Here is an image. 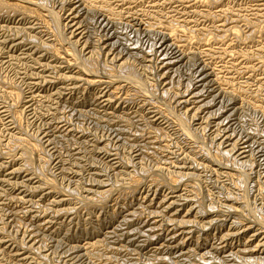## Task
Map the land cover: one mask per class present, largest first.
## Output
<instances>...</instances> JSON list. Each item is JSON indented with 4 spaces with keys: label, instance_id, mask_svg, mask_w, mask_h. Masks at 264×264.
Returning <instances> with one entry per match:
<instances>
[{
    "label": "rangeland",
    "instance_id": "374dc122",
    "mask_svg": "<svg viewBox=\"0 0 264 264\" xmlns=\"http://www.w3.org/2000/svg\"><path fill=\"white\" fill-rule=\"evenodd\" d=\"M11 1L14 2L16 0H11ZM34 1H36V2L38 1V3H39V0H34ZM43 1L44 0L41 1L42 3L41 2L39 3V5L42 6L41 10L59 11L60 9H62L59 11V14L61 13L60 18H63V19H64L65 15L67 13H69V11H68L69 7L67 6V4H69V3H67V2L70 0H65V1H63V0H45L44 2H47V3H45L46 5L44 4ZM51 1H53V2H51ZM71 1L73 2V0H71ZM71 1H70V3H71ZM87 1L88 2L90 1L94 5V7H95L94 10L96 9L94 12H96V14L93 12V16H88L89 20H87V23H88L89 28L91 29L90 32H88L89 31V30H87L88 28L86 29L87 24L83 22V24H82L83 29H84L83 33L85 35L83 34L84 36L80 37L79 40H77L78 41V43H77L78 45L76 47L77 50L81 52V49H82L83 54L86 55V53H88L89 50L86 47H84V45L86 43H90L92 41V39H93L92 42H96L98 40L99 41L101 40L100 41V47L97 49V51L99 52L98 56L100 57L101 60L107 59V61H108V56L112 52V51H108V43H107V40H108V18L110 20L114 21L113 23L111 21L113 26H112V24H109V26L112 27V29H113L112 31H113V33L115 32L114 34L117 37V39L120 38L118 40L119 45L125 43L124 44L126 46L125 49L131 48V47L134 48V50H133L134 53L132 55H130L128 58L127 57L126 58L129 59V61H132L134 64L136 63V65H135L136 70L138 69L137 71L138 72L140 71L139 73L141 74V76L142 77L144 76L143 78L147 79L146 82L148 85H146V86L150 90L153 91L154 99H155L156 95H157L156 99L158 97H159V99L162 98L161 100L155 99L156 100L155 102L159 103L161 101L160 103L163 102L164 105L165 104L168 105V103L170 104L168 106L167 105L164 106L162 104L163 108L168 107V109H170L169 110L170 115L166 114L169 117L162 118L160 121L157 122V123H160L158 125V127H161V130H158L155 127H154L155 128L154 129L153 125H151L149 123V120H148V119L153 118L152 116H154V114L151 115L152 110L147 109V107L145 109V107H141V105L138 106V103L136 104V106L133 105L134 106L133 107L130 104L127 105L128 104L127 101H124V103H123V101H115L114 102V100H113L112 104H110V103L108 104V101L103 102L102 100L108 99V97H107L108 96V85L106 86L102 83H97V82L95 83V85H92V84L86 85L84 83L74 84V83L69 82V81L68 82H61L60 80H57L55 82H53V80L50 81L52 78H49V76H47L49 73H44V72L42 73L43 69L40 66H38L37 64H35L36 61H34V60H36V58L34 57L33 54H35L36 51L42 52L41 49H39V48L34 49L33 48L31 50L32 55L30 54L29 57H24V55L21 54L22 49L20 47H22V46L16 47V49L11 50V49H9L10 44H11V43H9V41L6 42L5 45H1V43H0V77H1L0 78L1 79L0 80V88L2 89V90L0 89V94L2 96V97L0 96V110H2L1 107L3 105L4 106H7V104L10 105L9 93L11 92L12 88H16V89L18 88L19 91H21L20 93H22L21 95H22L23 99H22L20 105L22 107H23V103L28 101L29 93H33V102L34 103L33 104L30 103L25 108V110L27 108L29 109V107H31V106L35 107L34 111H33V108L31 107L32 111L27 110L28 112H24V115L20 120V128L19 129H16L15 127L13 128L11 126L10 121L7 120L9 118L7 117L6 113H1L2 111L0 112V114H1L0 115V181H1L0 182V264H6V263H8V264H11V263H13V264H18V263L19 264H45V263L46 264H72V263L75 264L76 262H77L76 264H91V263L92 264H102V263L104 264V263H107V261L108 262L111 261L112 264H115V263L116 264H128V263L132 264L133 261H134L133 264H153L152 262H154V264H173L174 262H175L174 264H184V263L185 264H188V263L189 264L190 263L191 264H193V263L194 264H200V263L201 264H216V263L217 264H239V263L240 264H249V263L250 264H264V261H263L264 260V255H263L264 254V245L262 247L260 245L261 243L259 244V242L264 239V219H263L264 218V209H263L264 208V109H263L264 108V0H202V2L204 1L205 3H202L201 0H191V1L190 0H179V1L178 0H149V1L148 0H125V1L124 0H87ZM206 1H207V3H206ZM90 2H89V4H91ZM103 2H105V5ZM46 6H49L51 8L46 7ZM104 6H106V7H104ZM57 7L59 10H57ZM59 7H61V8H59ZM105 8H106V10H105ZM222 8H224V9H222ZM113 12H114V14H113ZM115 12H117V13H115ZM149 12H150V14H149ZM105 13L108 15H106ZM200 13H203V14H200ZM2 14H3V16H2ZM2 14H0L1 15L0 21L2 22V23L0 22V41L3 40V36H5V35L6 36L8 35V38L13 36L11 34V31L7 30L8 31L7 32L4 29L9 24V22L17 23L20 19L18 17H14L13 20L12 19L8 20L6 17L9 15V13L4 11V12H2ZM90 14L92 15V13H90ZM106 16H109V17L106 18ZM217 16H219V17H217ZM113 18H116V20L115 19L113 20ZM117 18H118V20H117ZM119 19H120V22H119ZM115 21H118V23H120V24L117 25L116 24L117 22H115ZM171 22H173V23H171ZM254 22H256V23L254 24ZM34 23H36V22H34ZM103 23H104V25H103ZM176 23L178 26L175 25ZM1 24L3 26L5 25V27H3ZM62 24H64V23H62ZM13 25H16V24H13ZM149 25H150V29H152V30L149 29V27H148ZM1 26H2V29H1ZM118 26H119V28L122 29V31L119 28H117ZM138 26H140V27H138ZM151 26H153V27H151ZM64 27H66V26L63 25V29H64L63 31L68 32L66 34L68 37H70L69 31L67 30V28H64ZM131 27H132V29H130ZM146 27H148V28H146ZM170 27H172V28L174 27L175 29L177 27L176 30H179V32L178 31L176 32V35L178 34L177 37H174V36L170 37L174 41V43H176V45H178L180 47H181V44H182V46L184 45L182 47L183 49L176 48L179 52L176 49L172 50L171 48H169L167 46L168 42H166L167 40L165 37L169 34V32H170L169 30L171 29ZM214 27H215V29L217 28L216 31L218 34L216 33ZM234 27H237V28H235V30H237L238 32L235 34H233V33L231 34L229 32V30L230 29L234 30V29H232ZM168 28H170V29H168ZM226 28L228 30H226ZM136 29L137 30L139 29L138 32ZM114 30H116V31H114ZM117 31L118 32L121 31L118 33V36L116 35ZM126 31H128V32H126ZM191 31H192V35L190 34L191 36L189 37L188 35H189V33H191ZM206 31H209V32L206 33ZM219 31H220V33H219ZM4 32H5V34H4ZM122 32L126 33V34L123 35ZM141 32H144L146 34L141 33ZM198 32H200V33H198ZM166 33H168V34L166 35ZM170 33L172 35V32H170ZM204 33H205V36H203ZM198 34L200 37L197 36ZM127 35H129V36H127ZM213 35H214V38H213ZM215 35H217V36H215ZM87 36H88V38H86ZM139 36H141V37H139ZM147 36H149L150 39ZM168 36H170V34ZM192 36L195 37V39ZM196 36L198 37V39H197L198 41H196V38H197ZM152 37H154V38H152ZM185 37H187V38H185ZM201 37H202V40L199 39ZM215 37H217V38H215ZM188 38L192 41L191 43H190V41H188L189 43H187L186 39H188ZM50 39H51L50 35L48 37H47V35L44 36V40L48 41ZM89 39H91V40H89ZM156 39H159V40H156ZM208 39L209 40L213 39V40L209 42ZM129 40H131V41H129ZM164 40H166V41H164ZM193 40H195V41H193ZM120 41H123V42L121 43ZM177 41L179 44L177 43ZM203 41H204V43H203ZM129 42H132V43H129ZM183 42H184V44H183ZM158 43H160V44L158 45ZM196 43H198V44H196ZM134 44H136V45H134ZM150 45H151L152 49L150 48ZM153 46H155L156 48ZM185 46H186V50L184 48ZM82 47H84V48H82ZM147 47H148V49L150 48L149 51L147 50ZM190 47H192V48L189 49ZM119 49L121 51L123 50V52H125V49H121L120 47H119ZM165 49H167V50L165 51ZM205 49H207V50H205ZM158 50H159V52H158ZM184 50H185V53H184ZM11 51H12V53H11ZM145 51H147V52L145 53ZM223 51H225V53ZM117 52H118V50H117ZM181 52L183 53L184 57H182ZM242 52H243V54H241ZM114 53L118 54L116 52H114ZM180 53H181V55H180ZM144 54H147V55L144 56ZM184 54H186V55H184ZM207 54H209V55H207ZM141 55L144 57H142ZM7 56L8 57L11 56V57L8 58ZM178 56H179V60L177 59ZM198 56H200V57H198ZM231 56H233V57H231ZM149 57H151L152 59ZM142 58H144L145 62ZM187 58L189 59V61ZM42 60L45 61V58H42ZM170 60H172L173 62ZM190 60H192L193 62H191ZM206 60H207V63H206ZM223 60H225V61H223ZM147 61H149V62H147ZM160 61H161V63L168 61V62H172V64H173V65L171 64V66L169 67V70L173 69L172 72L174 71L170 77L171 81L169 79L170 82L168 80L166 82V78L165 79L161 78V74H163L162 72H164L166 67L163 66V64H161ZM47 62L51 63V62H53V60L50 61L47 59ZM189 62H191V63H189ZM140 63L142 64V66ZM150 63H152V66H150L151 65ZM145 64H147V66H145ZM190 65H191V67H190ZM192 65H195V66H192ZM149 67H151V68L154 67V68L151 69ZM158 68H159V71H158ZM148 69H151V71ZM179 69H180V71H179ZM224 69H226V70H224ZM242 69H243V71H242ZM153 70H154V72L157 71L158 73L155 72L156 74L155 73L153 74ZM141 71H143V72L141 73ZM144 71H146V74ZM187 71H189V72H187ZM31 73H33V75L36 74V76H33V78H32V76H30ZM177 73H179V74H177ZM185 73H186V75H185ZM151 74H153L154 76ZM205 74H206V76H205ZM50 76H52V75H50ZM145 76H147V77H145ZM150 76H151V78H150ZM198 77L199 78L201 77L202 79L200 78L201 79L200 80ZM48 79H49V81H47ZM158 79H159V81H157ZM96 80H98V79H96ZM186 80H188V81H186ZM7 81H8V83H7ZM42 82H43V84H42ZM163 82H166V83H163ZM188 82H190V83H188ZM7 85H8V87H7ZM76 85H77V87H76ZM157 85H159V86L157 87ZM12 86H14V87H12ZM167 87H169L168 89H170V88L172 89L171 91L173 93H171V96L164 94L163 89L164 88L166 89ZM254 87H256V88H254ZM193 88H195V89H193ZM200 89H202V90H200ZM155 90L158 92H156ZM198 90H200L201 92H198ZM207 90H209V91H207ZM184 91H186L187 94ZM160 92L163 93L164 95L161 94V96H160ZM182 92L185 94H183ZM191 92H193V94H191ZM196 92H198V93H196ZM158 93H159V96H158ZM180 93H182V94H180ZM5 94H6V96H5ZM174 94H177V95H174ZM195 94H197V95H195ZM172 95H173V97H172ZM118 96L120 97V95H117V98H118ZM179 96H181V97H179ZM184 98H185V101L187 98L188 104L185 101H184V104H182L181 100ZM196 99H197V102H196ZM88 100H90V101H88ZM193 100L195 103L193 102ZM75 101H77V102H75ZM203 101L206 102L207 104L204 103L202 106L201 104L203 103ZM115 103H116V105H115ZM196 106H197V108H196ZM187 107H189V108H187ZM195 108H196V110H194ZM75 109H77V110H75ZM111 109H113L112 111H114L113 116H118L121 114V112L122 113L126 112L127 115L131 116V118L129 117L127 119L129 124L128 123L125 124V122H123V124H122L119 121L121 119H117V118L114 119V117L110 118L109 113H110ZM185 109H187V112L185 111ZM197 109L199 110L198 113H197ZM120 110H121V112H120ZM135 111H136V113H135ZM172 111L176 112V113L175 112L174 113L176 114L177 117L175 116V114ZM182 112H183V114H182ZM89 113H91L90 114L91 116L89 115ZM95 113H96V116H95ZM46 114H47V116H46ZM99 114H101L102 117L99 116ZM141 114H143V115H141ZM139 116H141L142 118ZM150 116H151V118H149ZM178 116L183 121H185L186 118L188 119V120H186V124L189 125L190 131L192 132V133L191 132L189 133V136L185 132H183L181 129L179 130L177 123H179L178 120L180 118ZM184 116H185V118H184ZM33 117H35V118H33ZM84 117H86V118H84ZM96 117L98 119H96ZM102 118H103V120H102ZM106 118H107V120H105ZM108 118H109V120H108ZM171 118H174V119H171ZM111 119H112V121L114 120L113 123H112V121L108 122ZM134 119H135V121H134ZM136 119L137 120L140 119L139 120L140 122L137 121ZM167 119L169 121L172 120L173 123H172V121L169 122ZM97 120H98V122H97ZM100 120L103 122H101ZM71 121H72V123H71ZM132 122H133V124H131ZM144 122H145V124H144ZM174 122L175 123L177 122V123L175 124ZM135 124H138L137 127H134V126H136ZM101 125H104V127L102 128ZM129 125H131L133 127H131V126L129 127ZM146 125L150 126L153 130L148 129L150 127H147ZM115 127H118V128H115ZM125 127H127L126 130H124ZM138 127H140V128H138ZM111 128H113V129H111ZM119 128H121V129H119ZM130 128H131V130H130ZM132 128H133V130H132ZM162 128H163V130H162ZM86 129H87V131H86ZM141 129H142V131H141ZM118 130L121 132H119ZM123 130L126 133H124ZM137 130H139V131H137ZM143 130H145V131H143ZM177 130H178V132H177ZM46 131H48V132H46ZM131 131L133 132V134H131L132 133ZM143 132H145L146 134L144 135ZM147 132H148V134H147ZM156 132H158L159 135ZM160 132H162V134ZM91 133H93V134H91ZM136 133L138 135L139 134H141V135L135 136ZM130 134H131V136L132 135L133 136L130 137ZM165 134H167L168 136ZM162 135L164 136L165 139L163 138ZM169 135H170V137H169ZM171 135H172V137H171ZM141 136L144 139H142ZM52 137H53V140H52ZM121 137H124V138H121ZM136 137H139L140 139L136 138ZM75 138H77V139H75ZM161 138H162V140H161ZM171 138H172V140H170ZM245 138H247V139H245ZM129 139L131 141H127ZM143 140L145 142H143ZM161 141H163V142H161ZM108 142H109V144H108ZM158 142H159V144H158ZM231 142H232V144L235 143L236 145L234 144L233 146H230V145H232ZM30 143H31V145H30ZM131 143H133V144H131ZM141 143L142 144L144 143V145H142ZM139 144H141V145L139 146ZM161 144H163V145H161ZM32 145L37 146V147L39 145L40 148L42 147L41 149L39 148L40 149L39 152L42 153V151H43L42 149H44V151L42 154L39 152H37V153L34 152L32 154L33 157L30 158L32 160H30L29 158L27 159V156L25 158V154H26V151H28L27 149L29 147H31ZM78 145H80L81 148H80V146L78 147ZM90 145H92V146H90ZM150 145H151V149H150ZM158 145H159V147H158ZM130 146H132V147H130ZM143 146L145 148H142ZM160 146H161V149H160ZM219 146H220V148H219ZM83 147L88 151L87 153L85 152L86 150ZM104 147H105L106 151L104 150ZM109 147L110 148L112 147L113 149L112 148L110 149ZM121 147H122V149H121ZM139 147L142 149H140ZM153 147H154V150H152ZM156 147H158L157 148L158 150L156 149ZM92 148L93 149L95 148V149L93 150ZM147 148H148V150H147ZM203 148L205 150H203ZM228 148L229 149L231 148L230 149L231 151H229ZM118 149H119V151H118ZM165 149H167L168 152ZM108 150L110 151V153ZM140 150H142V152ZM240 150H241V152H240ZM113 151H115V153ZM150 151H152V152L150 153ZM165 151H166V153H165ZM208 151H210V152L208 153ZM143 152H145V153H143ZM18 153H19V155H18ZM117 153H119V155ZM128 153H131V154H128ZM22 154L24 156H22ZM115 154H116V156H115ZM123 154H125V155H123ZM153 154H154V156H153ZM155 154L157 155L156 158H155V156H156ZM226 154H228L229 156ZM80 155H82V156H80ZM117 155H118V158L121 157V159L119 158L121 160L119 169H118V167L111 165V163L113 161H115L114 159H116ZM16 156H18L19 158ZM72 156L75 158H73ZM86 156L88 158L91 157L92 160L90 158H89L90 159L89 160ZM69 157H72V158L68 159ZM152 157H154V158H152ZM49 158H51V159H49ZM145 158L148 160H145ZM212 158H214V159H212ZM24 159L26 161L28 160L27 163ZM40 159H42V160H40ZM157 159H159L160 161ZM221 159H223V160H221ZM73 161H74V163H73ZM90 161H91V163L92 162H94V163H92V165H91ZM131 161H132V163H131ZM135 161H137V162L135 163ZM157 161H159L160 163ZM220 161L222 163H220ZM54 162H56V163H54ZM71 162L73 163V165L71 164ZM96 162H97V164H96ZM161 162L164 164H162ZM58 163H59V165H58ZM75 163L77 164V166H75L76 165ZM127 163H128V166L126 165ZM129 163H130V165H129ZM140 163L143 164L141 167H140V165H141ZM152 163H153V165H151ZM122 164H125L126 167L124 168L125 165L122 166ZM131 164H133V165H131ZM157 164L159 165V167H157L158 166ZM223 164H225V165H223ZM41 165H43V167ZM69 165H71V166H69ZM87 165H88V167H87L88 169L85 168ZM155 165H156V167H155ZM58 166L61 168H63V167L64 168L61 169V168H58ZM79 166H80L81 171L78 168ZM129 166L130 167L133 166L132 169ZM137 166H139V167H137ZM146 166H147V168H145ZM41 167L43 169H41ZM138 168H140V169L138 170ZM141 168H143V169H141ZM149 168L151 169V171ZM102 169H104V170H102ZM147 169H148V171H147ZM27 170H29V172ZM45 170H46V172H44ZM97 170H98L99 175L97 173ZM105 170H107V171H105ZM116 170H117V172H116ZM130 170L132 173L130 172ZM85 171H87V172L85 173ZM118 171H119V173H118ZM125 171H126V173H124ZM133 171H134V173H133ZM140 171H141V173H140ZM158 171H159V173H158ZM105 172H107L108 174ZM111 172L113 175L110 174ZM179 172H180L181 177L179 176ZM36 173H38V174H36ZM79 173L81 175H79ZM147 173H150V174H147ZM31 174H33V175H31ZM102 174H104L106 176L104 177V175L102 176ZM126 174L129 178L126 177ZM142 174L143 175L146 174V175H144V177H142L143 176ZM114 175H117V176L119 175V177L121 176L120 180H121V178H123V181H125V182H122V180L121 181L118 180L119 177L116 178L117 176H114ZM137 175H138V179L135 178V177H137ZM150 175H151V177H150ZM157 175L159 176V178ZM170 175H172L173 177ZM176 175L178 176V178L174 177ZM40 176H42V177H40ZM113 176H114V178H113ZM125 177H126V179H125ZM162 177L163 178L165 177L164 181H167L168 183L164 182ZM39 178L40 179L42 178V179L40 180ZM44 178L48 179V180L50 179L49 180L50 186H47V184L45 185V183H46L45 181H48V180H45ZM94 178H95V180H94ZM169 178H170V180H167ZM54 179H56V180H54ZM113 179H114V182H113ZM129 179H130V181H134V179H135V181L138 180L137 181L138 183L141 182L143 184H141V183L138 184L137 182H133L135 184H138V187L140 185V187L138 188V195L135 197H132V198H128L129 196H126L127 198L123 199V197H124L123 194L125 193L124 189H123V191L118 190V189L115 191L116 188H114V186H115V184L116 185L118 184V186L121 185L123 188H125V186L129 185V183H130V181H128ZM148 179H150L151 182ZM159 179L161 182H159ZM217 179H218V182H217ZM51 180L53 182H55L54 184L56 186L54 184H52L53 182ZM104 180L105 181L108 180V181L103 182ZM109 180L111 181V183ZM154 180H156V181H154ZM40 181H42L41 185H40ZM88 181L91 183L93 182V184L88 183ZM96 181H97V183H96ZM162 181L165 184H163ZM3 182H5V183H3ZM102 182H103V184H102L103 187L101 185ZM115 182H117V183H115ZM119 182L125 186H123ZM126 182H128V183H126ZM185 182L187 183V185ZM232 182H234V183H232ZM124 183H126L127 185ZM151 183H153V184H151ZM156 183H157V185H156ZM161 183L163 185L167 184V186H161ZM175 183H176V186L178 185V187L173 186V185H175ZM192 183H194V184H192ZM146 184H147V186H146ZM105 185H108L106 188L111 189V190L113 189V192H115V193L113 194V192H112V194H111L112 196L111 195L107 196V198L104 197L105 199L103 200L102 199L103 197H101L100 194H98V192L104 190ZM150 185H151V187H150ZM53 186H55L54 189H52ZM171 186H173L174 188ZM25 187H27V188H25ZM33 187L40 188L41 191L38 192L40 189H35ZM76 187H77V189H76ZM28 188H30V189H28ZM142 188H144V189H142ZM186 188H188V189H186ZM34 189L37 191V193L35 192ZM50 189L53 190L54 192L49 191ZM153 189H154V191H153ZM31 190H34V192L32 193ZM209 190L211 192H208ZM3 191L5 193L7 191V193L5 194ZM61 191L63 193H61ZM81 191H83V192H81ZM91 191H93V193ZM121 191H122V195H121ZM145 191H147V193H145ZM172 191L174 192V195L177 198V202H176V205L174 206V208H175L174 210L177 211L179 217H177L176 221L170 223V220L168 218L169 216L167 215L168 212L166 210L164 211L163 207H159V205L157 206L156 203H158L160 199L166 197ZM57 192H59V193H57ZM153 192L155 195L153 194ZM155 192H157V193H155ZM9 194H10V196H9ZM147 194H150V195H147ZM5 195H7V196H5ZM84 196H85V198H84ZM89 196H91L90 199H92L93 201L90 199H87V198H89ZM143 196L149 197V199H154V202L150 203V202L146 201L145 199L143 201V198H144ZM162 196H164V197H162ZM20 197H21V199H20ZM117 197H118V199H117ZM6 198H9V199H6ZM59 198L60 199L62 198L63 201H62V199L59 200ZM245 198H247V199H245ZM10 200H12V201H10ZM86 200H87V202H86ZM88 200H90L91 202ZM100 200L101 201L103 200L102 203L105 204V206L103 205V208L97 207V205H96L97 202H99ZM242 200H243V202H242ZM245 200H247V201H245ZM7 201H9V202H7ZM50 201H53V202L51 203ZM56 201L58 202V204L56 203ZM60 201H61V203H60ZM129 201H130L131 205H130ZM4 202H6V203H4ZM28 202H30L31 204ZM34 202H36V203H34ZM69 202L71 203L72 206L69 204ZM121 202H123V203H121ZM246 202H247V204L249 202V204L247 205ZM49 203H51V204H49ZM94 203H96V204H94ZM92 204H93V208H92V206L89 207V205H92ZM121 204H123V205H121ZM139 204H140V206H139ZM146 204H147V206H146ZM196 204H197V206H196ZM46 205H47V207H49L48 210H47V207H45ZM64 205L69 207L68 208L69 210L66 209L67 207L64 208ZM73 205H75V206H73ZM228 205L230 208L228 207ZM116 206L118 208H116ZM219 206H220V208H219ZM139 207H141L142 211L140 210ZM50 208L52 209L51 210L52 212L49 211ZM53 208H54V210H55V208L58 209V211L55 210V211H57V212H55L53 210ZM70 208L74 209V210H71ZM5 209H7V210H5ZM23 209H25V210H23ZM60 209L62 210V212ZM117 209H119V210H117ZM138 209H139V211H138ZM145 209H147V210H145ZM159 209H160V211H157ZM162 209H163V212H162ZM187 209H188V211H187ZM234 209H237V210L233 211ZM43 210H44V213H43ZM64 210H67L66 212H69V213H65ZM239 210L242 212H240ZM247 210H248V213H250V215L247 213ZM45 211L48 213H46ZM127 211H128V214H127ZM154 211H156V212H154ZM17 212H18V214H16ZM20 212L22 214H20ZM58 212H60V216L58 215L59 214ZM89 212H90V215H89ZM203 212H205V213H203ZM221 212H223V213H221ZM56 213L58 216L56 215ZM115 213L117 214L116 218L113 217V216H116ZM157 213H159V214H157ZM34 214H36V215H34ZM47 214L49 215L50 218L47 216ZM53 214H55V216ZM240 214H242L243 216ZM17 215H20V217ZM50 215L51 216L53 215V216L51 217ZM134 215H137V217H135V219H134ZM164 215H166L167 217ZM180 215L185 217L186 220L190 223L193 221L192 224L189 223L190 225H186V231L188 230V232H186L184 234H182V232L180 231V229H182V227H180V228L175 227V225L179 226L177 222L183 218ZM259 215H261V216H259ZM65 216H67V217H65ZM89 216H92V217H89ZM131 216L133 218H130ZM247 216H248V218H246ZM29 217H30V219L31 218L32 219L34 218V219L30 220ZM122 217L125 219H122ZM243 217H245V218H243ZM257 217H258V221L260 220L259 222L256 220L258 223L254 220L255 218L257 219ZM61 218L63 219V221ZM108 218H110V219L108 220ZM111 218H113V219H111ZM117 218L119 220L121 218V222ZM42 219L44 221L45 220L46 221L44 222ZM70 219H71V221H70ZM124 220H126L127 222ZM16 221H17L18 227H16ZM19 221H20L19 225L21 227L18 225ZM26 221L29 224L26 223ZM41 221L43 222V224ZM101 221L104 223H102ZM122 221L124 224H122ZM261 221H262V223H261ZM108 222H110V223H108ZM213 222H215V223H213ZM31 223L35 226L34 228L36 230L33 228V225ZM36 223H38L40 225H37ZM50 223H51V225H50ZM125 223H126V225H125ZM128 223H130V224H128ZM134 223H135V225H137V227L134 225ZM158 223H160V224H158ZM162 223H163V225H161ZM173 223H175V224L173 225ZM47 224H48V226H46ZM83 224H84V226H83ZM105 224H107V225H105ZM164 224H166V225L164 226ZM170 224H172L173 226ZM199 224L203 225V226H200ZM259 224H260V226H259ZM261 224H263V226H261ZM29 225H30V227L31 226L32 227L30 228ZM100 225L102 228L99 227ZM204 225H205V227H204ZM37 226L39 227V229ZM121 226H123V228H126V229L123 230V228ZM90 227H92V228L90 229ZM128 227L129 228L131 227L130 230ZM133 227H134V229H133ZM156 227L157 228L162 227V228L157 229ZM79 228H81V229H79ZM84 228H85V231H83ZM168 228H169V230H168ZM57 229H58V231H57ZM119 229H120V231H119ZM51 230H53V231H51ZM78 230L81 232H79ZM86 230H87V232H86ZM98 230L101 232H99ZM134 230L136 233H139V234L137 235L136 233H134ZM4 231H5V233H4ZM126 231H128V232H126ZM9 232H10V234H9ZM6 233H8V234H6ZM57 233H59V235ZM86 233H88V234H86ZM99 233H100V235H99ZM145 233H147V234H145ZM227 233H229V234H227ZM109 234L111 236H109ZM153 234H155V235H153ZM197 234H200V235H197ZM145 235L146 236L148 235V236L146 237ZM149 235L152 236L153 239ZM112 236H114V237H112ZM251 236H253V237H251ZM46 237H48V239ZM64 237L66 238V240ZM119 237H121V238H119ZM49 238H51V239H49ZM113 238H115V239H113ZM128 238H129V240H128ZM111 239H113V240H111ZM147 239H148V241L146 242ZM45 241H46V243H45ZM182 241H183V243H181ZM256 241H258V242H256ZM55 242H56V244H55ZM92 242L93 243L95 242V243L93 244ZM99 242L100 243L102 242L101 243L102 245ZM91 243L93 246L89 245ZM175 243H176V245H174ZM97 244L99 246L100 245L101 246L99 247ZM84 245H86L87 247ZM119 245H121V246H119ZM142 245H143V247L139 248ZM170 245L172 246L171 248H170ZM124 246L126 247L127 250H125ZM175 246H178V247L174 248ZM26 247H28V248H26ZM56 247H58V248H56ZM102 247H103V249H102ZM122 247H124V248H122ZM180 247H182V248H180ZM81 248H82L83 252H82ZM99 248H100V250H99ZM106 248H110V249L107 250ZM114 248H115V251L117 250L116 252L114 251ZM153 248H155V249H153ZM186 248H187V253H186ZM189 248L191 250L193 249L192 251L194 253ZM136 249H138L140 251H138ZM34 250H36V251H34ZM70 250H72V251H70ZM84 250L87 253H85ZM101 250L104 252L102 253ZM167 250H168L169 254H168ZM106 251H107V253H105ZM124 251L126 252V255H125ZM182 251H184V252H182ZM241 251L242 252L246 251V253H244V255H243L241 253ZM90 252H91V254H90ZM123 252H124V254H122ZM130 252H131V254H130ZM160 252H162V253H160ZM108 253H111V254H108ZM120 253L122 256L120 255ZM137 253H139V254H137ZM152 253H154L155 255L154 254L152 255ZM184 253H185V255H184ZM83 254H85V255H83ZM97 254H98V256H97ZM100 254L102 256L104 255V257H101ZM132 254H134L135 256ZM193 254H195V255H193ZM130 255H131V257H130ZM167 255L168 256L171 255L173 258L170 256L167 257ZM186 255L187 256L189 255L190 257L189 256L187 257ZM211 255H212V257H211ZM89 256H92L91 257L92 259L89 258ZM114 256H116V257H114ZM132 256L137 258V259L133 258ZM42 257L44 260L42 259ZM94 257H95V259H94ZM111 257L112 258L114 257L113 260H111L112 259ZM158 257H160V258H158ZM186 257H187V259H186ZM239 257L242 258L243 261ZM246 257H250V258H246ZM7 258H9V259L6 260ZM67 258H69V259H67ZM103 258H105V259H103ZM161 258H162V263H161ZM164 258H166V259L163 260ZM184 258L188 261H184ZM10 259H11V261H10ZM75 259L77 261H75ZM97 259H98V261H100L102 259L103 260L98 262ZM122 259L125 261L123 262ZM250 259L252 261H250ZM144 260H146V261H144ZM171 260H173L174 262ZM178 260L179 261L181 260L180 262H182V263H180ZM239 260H241V261L239 262ZM14 261H15V263H14ZM117 261H119V262H117ZM243 262H245V263H243ZM108 264H111V263L109 262Z\"/></svg>",
    "mask_w": 264,
    "mask_h": 264
},
{
    "label": "bare ground",
    "instance_id": "6f19581e",
    "mask_svg": "<svg viewBox=\"0 0 264 264\" xmlns=\"http://www.w3.org/2000/svg\"><path fill=\"white\" fill-rule=\"evenodd\" d=\"M11 0H0V14H2V12H8L9 13V15L6 17L8 20L9 19H12L13 20V18L14 17H18V18H20L19 19V21L17 22V23H12V22H9V24L5 27V25L3 26L2 24V26L3 27H5V31H11V34L13 35V36H11V37H9L8 38V35L6 36H3V40L2 41H0V43H1V45H5L6 44V42H8L9 41V43H11L10 44V47H9V49H11V50H13V49H16V47H20V46H22V47H20L22 50V55H24V57H29L30 56V54L32 53V49L34 48V49H41V51L42 52H39V51H36V53L35 54H33L34 55V57L36 58V60H34V61H36L35 62V64H37L38 66H40L42 69H43V71H42V73L44 72V73H49L47 76H49V78H52L50 81H52L53 80V82H55V81H57V80H60L61 82H72V83H74V84H79V83H84V84H92V85H95V83L97 82V83H102V84H104V85H108V99L107 100H102L103 102H107L108 101V104L110 103V104H112V102H113V100H114V102L115 101H123V103H124V101H127L128 102V104L127 105H135L136 106V104L138 103V106L139 105H141V107H145V109H146V107H147V109H150V110H152L151 112V115H153L154 114V116H152L153 118H151V116L149 117V118H151V119H148L149 120V123L151 124V125H153V128L155 127V128H157L158 130H161V127H158V125L160 124V123H157L158 121H160L162 118H165V117H169V116H167L166 114H168V115H170V109H168V107H166V108H163V102L162 103H158V102H155L156 100H158L159 99V97L156 99V97H157V95L155 96V99H154V97H153V91L152 90H150L146 85H148L147 84V79L146 78H143L142 76H141V74L136 70V67H135V65H136V63L134 64L132 61H129V59H127L130 55H132L134 52H133V50H134V48H126L125 49V43L124 44H120L119 45V39L120 38H118L117 39V37L115 36V32L113 33V29H112V27H110L109 26V24H112L114 21H112V20H110L109 18H108V40H107V43H108V51H112L111 52V54L108 56V61H107V59H100V57L98 56V51H97V49L100 47V41L98 40V41H96V42H92L93 41V39H92V41L90 42V43H86L85 45H84V47H86L88 50V53H86V55L85 54H83V52H82V49H81V52L80 51H78L77 50V43H78V41L77 40H79V38L80 37H83L85 34L83 33L84 32V29H83V22L84 23H86L87 25V27H86V29L87 30H89L88 32H90V28H89V26H88V23H87V20H89V18H88V16H93V12L96 10H94V5L91 3V4H89V2L87 1V0H73V2L71 1V3H70V1H68L67 3H69V4H67V6L69 7V13H67L66 15H65V17H64V19L63 18H60V14H59V11L60 10H62V9H58V7H57V10H59V11H55V10H41V8H42V6L41 5H39V3L42 1H40L39 0V3H38V1L36 2V1H34V0H16V1H14V2H10ZM45 1V0H44ZM43 1V2H44ZM63 1H65V0H63ZM125 1V0H124ZM149 1V0H148ZM179 1V0H178ZM191 1V0H190ZM51 2H53V1H51ZM201 2H202V0H201ZM261 2V1H260ZM42 3V2H41ZM45 3H47V2H44V4ZM50 3V2H49ZM104 3V5H105V2H103ZM153 3V2H152ZM169 3V2H168ZM202 3H205L204 1L202 2ZM206 3H207V1H206ZM55 4V3H54ZM53 4V5H54ZM182 4V3H181ZM186 4V3H185ZM43 5V4H42ZM46 5V4H45ZM103 5V4H102ZM150 5V4H149ZM209 5V4H208ZM51 6V5H50ZM107 6V5H106ZM106 6H104V7H106ZM134 6V5H133ZM186 6V5H185ZM218 6V5H217ZM44 7V6H43ZM46 7H49V6H46ZM45 7V8H46ZM263 7V6H262ZM49 8H51V7H49ZM48 8V9H49ZM59 8H61V7H59ZM103 8V7H102ZM110 8V7H109ZM114 8V7H113ZM127 8V7H126ZM55 9V8H54ZM111 9V8H110ZM219 9V8H218ZM222 9H224V8H222ZM253 9V8H252ZM105 10H106V8H105ZM131 10V9H130ZM135 10V9H134ZM190 10V9H189ZM249 10V9H248ZM254 10V9H253ZM121 11V10H120ZM133 11V10H132ZM145 11V10H144ZM143 11V12H144ZM185 11V10H184ZM188 11V10H187ZM217 11V10H216ZM256 11V10H255ZM158 12V11H157ZM190 12V11H189ZM195 12V11H194ZM90 13H92V15L90 14ZM95 14H96V12H94ZM115 13H117V12H115ZM121 13V12H120ZM129 13V12H128ZM132 13V12H131ZM136 13V12H135ZM177 13V12H176ZM187 13V12H186ZM213 13V12H212ZM13 14V15H12ZM59 14V15H58ZM106 14V13H105ZM113 14H114V12H113ZM144 14V13H143ZM149 14H150V12H149ZM184 14V13H183ZM197 14V13H196ZM200 14H203V13H200ZM211 14V13H210ZM246 14V13H245ZM262 14V13H261ZM106 15H108V14H106ZM117 15V14H116ZM188 15V14H187ZM212 15V14H211ZM254 15V14H253ZM2 16H3V14H2ZM62 16V15H61ZM115 16V15H114ZM127 16V15H126ZM125 16V17H126ZM149 16V15H148ZM151 16V15H150ZM246 16V15H245ZM244 16V17H245ZM101 17V16H100ZM107 17H109V16H106V18ZM118 17V16H117ZM134 17V16H133ZM152 17V16H151ZM217 17H219V16H217ZM223 17V16H222ZM0 18H1V15H0ZM88 18V19H87ZM102 18V17H101ZM112 18V17H111ZM121 18V17H120ZM148 18V17H147ZM161 18V17H160ZM116 20V18H113V20ZM124 19V18H123ZM143 19V18H142ZM150 19V18H149ZM188 19V18H187ZM220 19V18H219ZM218 19V20H219ZM227 19V18H226ZM237 19V18H236ZM242 19V18H241ZM257 19V18H256ZM5 20V19H4ZM17 20V19H16ZM107 20V19H106ZM117 20H118V18H117ZM139 20V19H138ZM168 20V19H167ZM182 20V19H181ZM190 20V19H189ZM213 20V19H212ZM211 20V21H212ZM238 20V19H237ZM236 20V21H237ZM250 20V19H249ZM27 21V22H26ZM111 21H112V23H111ZM207 21V20H206ZM229 21V20H228ZM231 21V20H230ZM255 21V20H254ZM1 22V21H0ZM7 22V21H6ZM15 22V21H14ZM34 22H36V23H34ZM104 22V21H103ZM115 22H117L116 24L117 25H119L120 23H118V21H115ZM119 22H120V19H119ZM2 23V22H1ZM61 23V24H60ZM62 23H64V24H62ZM105 23V22H104ZM104 23H103V25H104ZM133 23V22H132ZM158 23V22H157ZM171 23H173V22H171ZM175 23V22H174ZM196 23V22H195ZM199 23V22H198ZM256 22H254V24H255ZM13 24H16V25H13ZM106 24V23H105ZM148 24V23H147ZM10 25V26H9ZM63 25H65L66 27H64V28H67V30L69 31V33H70V37H68L67 36V34L66 33H68V32H66V31H63L64 29H63ZM124 25V24H123ZM130 25V24H129ZM128 25V26H129ZM144 25V24H143ZM151 25V24H150ZM150 25L148 26L149 27V29H150ZM165 25V24H164ZM173 25V24H172ZM175 25H177V23L175 24ZM199 25V24H198ZM2 26H1V29H2ZM18 26V27H17ZM112 26H113V24H112ZM115 26V25H114ZM127 26V25H126ZM131 26V25H130ZM154 26V25H153ZM153 26H151V27H153ZM160 26V25H159ZM166 26V25H165ZM164 26V27H165ZM178 26V25H177ZM180 26V25H179ZM185 26V25H184ZM210 26V25H209ZM239 26V25H238ZM250 26V25H249ZM116 27V26H115ZM138 27H140V26H138ZM144 27V26H143ZM148 27H146V28H148ZM183 27V26H182ZM200 27V26H199ZM85 28V27H84ZM101 28V27H100ZM117 28H119V26L117 27ZM123 28V27H122ZM125 28V27H124ZM142 28V27H141ZM159 28V27H158ZM171 28V29H170ZM170 28H168V29H170L169 31L170 32H172V35H171V33L169 32V34H170V36H168L169 34L168 33H166V40H164V41H166V42H168V44H167V46L169 47V48H171L172 50H174V49H176V48H180V49H183L182 47L184 46H182V44H181V47L180 46H178V45H176V43H174V41L170 38V37H172V36H174V37H177V35H176V32L178 31L179 32V30H176L177 29V27H176V29L173 27H170ZM189 28V27H188ZM212 28V27H211ZM235 28H237V27H234V28H232V29H234V30H231L230 28V30H229V32L232 34H235V33H237L238 31L237 30H235ZM13 29V30H12ZM121 31H122V29L121 28H119ZM130 29H132V27L130 28ZM205 29V28H204ZM207 29V28H206ZM214 29H215V27H214ZM213 29V30H214ZM134 30V29H133ZM137 30V29H136ZM139 30V29H138ZM138 30H137V32H138ZM145 30V29H144ZM150 30H152V29H150ZM192 30V29H191ZM195 30V29H194ZM217 30V28L215 29V31ZM226 30H228L227 28H226ZM241 30V29H240ZM254 30V29H253ZM7 31V32H8ZM114 31H116V30H114ZM121 31H119V32H121ZM129 31V30H128ZM128 31H126V32H128ZM147 31V30H146ZM149 31V30H148ZM187 31V30H186ZM204 31V30H203ZM232 31V32H231ZM2 32V31H1ZM93 32V31H92ZM118 31H117V36H118V33H119ZM136 32V31H135ZM150 32V31H149ZM148 32V33H149ZM154 32V31H153ZM152 32V33H153ZM185 32V31H184ZM188 32V31H187ZM205 32V31H204ZM207 32H209V31H206V33ZM228 32V31H227ZM226 32V33H227ZM10 33V32H9ZM8 33V34H9ZM86 33V32H85ZM123 33V32H122ZM134 33V32H133ZM141 33H144V32H141ZM186 33V32H185ZM198 33H200V32H198ZM216 33H217V31H216ZM215 33V34H216ZM219 33H220V31H219ZM223 33V32H222ZM254 33V32H253ZM4 34H5V32H4ZM10 34V35H11ZM84 34V35H83ZM97 34V33H96ZM124 34H126V33H123V35ZM144 34H146V33H144ZM163 34V33H162ZM182 34V33H181ZM192 35V31H191V33H189V37ZM195 34V33H194ZM197 34V33H196ZM213 34V33H212ZM218 34V33H217ZM241 34V33H240ZM9 35V36H10ZM47 35V37L50 35L51 36V39L50 40H44V36H46ZM95 35V34H94ZM121 35V34H120ZM141 35V34H140ZM209 35V34H208ZM211 35V34H210ZM226 35V34H225ZM107 36V35H106ZM127 36H129V35H127ZM126 36V37H127ZM187 36V37H188ZM197 36H199V34L197 35ZM196 36V37H197ZM203 36H205V33H204V35ZM215 36H217V35H215ZM236 36V35H235ZM241 36V35H240ZM247 36V35H246ZM125 37V36H124ZM123 37V38H124ZM139 37H141V36H139ZM148 38H149V36H147ZM158 37V36H157ZM179 37V36H178ZM187 37H185V38H187ZM193 37V36H192ZM191 37V38H192ZM200 37V36H199ZM209 37V36H208ZM212 37V36H211ZM210 37V38H211ZM224 37V36H223ZM86 38H88V36L86 37ZM97 38V37H96ZM152 38H154V37H152ZM159 38V37H158ZM164 38V39H165ZM194 39H195V37H193ZM204 38V37H203ZM213 38H214V35H213ZM215 38H217V37H215ZM246 38V37H245ZM102 39V38H101ZM138 39V38H137ZM150 39V38H149ZM161 39V38H160ZM163 39V38H162ZM174 39V38H173ZM178 39V38H177ZM184 39V38H183ZM198 39V37L196 38V41H198L197 40ZM199 39H201L202 40V37L201 38H199ZM84 40V39H83ZM89 40H91V39H89ZM97 40V39H96ZM122 40V39H121ZM141 40V39H140ZM139 40V41H140ZM143 40V39H142ZM154 40V39H153ZM156 40H159V39H156ZM187 40V43H189L188 41H190V43L192 42L189 38L188 39H186ZM200 40V41H201ZM209 40V39H208ZM213 40V39H212ZM211 39L209 40V42L210 41H212ZM215 40V39H214ZM218 40V39H217ZM216 40V41H217ZM231 40V39H230ZM250 40V39H249ZM82 41V40H81ZM127 41V40H126ZM129 41H131V40H129ZM147 41V40H146ZM162 41V40H161ZM182 41V40H181ZM193 41H195V40H193ZM199 41V42H200ZM207 41V40H206ZM223 41V40H222ZM225 41V40H224ZM121 43L123 42V41H120ZM160 42V41H159ZM208 42V43H209ZM215 42V41H214ZM213 42V43H214ZM85 43V42H84ZM106 43V42H105ZM129 43H132V42H129ZM152 43V42H151ZM177 43H178V41H177ZM186 43V42H185ZM194 43V42H193ZM203 43H204V41H203ZM207 43V42H206ZM216 43V42H215ZM234 43V42H233ZM154 44V43H153ZM160 43H158V45H159ZM179 44V43H178ZM183 44H184V42H183ZM196 44H198V43H196ZM200 44V43H199ZM227 44V43H226ZM262 44V43H261ZM127 45V44H126ZM134 45H136V44H134ZM190 45V44H189ZM220 45V44H219ZM131 46V45H130ZM140 46V45H139ZM142 46V45H141ZM188 46V45H187ZM192 46V45H191ZM84 47H82V48H84ZM119 47L121 48V49H125V52H123V50L121 51L120 49H119ZM153 47H155V46H153ZM167 47V48H168ZM220 47V46H219ZM218 47V48H219ZM259 47V46H258ZM144 48V47H143ZM150 48H151V45H150ZM149 48V49H150ZM156 48V47H155ZM185 48V50H186V46L184 47ZM188 48V47H187ZM192 47H190L189 49H191ZM149 49H148V47H147V50L149 51ZM152 49V48H151ZM202 49V48H201ZM208 49V48H207ZM207 49H205V50H207ZM224 49V48H223ZM104 50V49H103ZM117 50H118V52H117ZM160 50V49H159ZM159 50H158V52H159ZM167 49H165V51H166ZM177 50V49H176ZM175 50V51H176ZM185 50H184V53H185ZM212 50V49H211ZM225 50V49H224ZM261 50V49H260ZM2 51V50H1ZM86 51V52H87ZM153 51V50H152ZM161 51V50H160ZM178 51V50H177ZM3 52V51H2ZM10 52V51H9ZM8 52V53H9ZM114 52H116V53H118V54H115ZM141 52V51H140ZM143 52V51H142ZM147 51H145V53H146ZM151 52V51H150ZM169 52V51H168ZM179 52V51H178ZM191 52V51H190ZM199 52V51H198ZM214 52V51H213ZM220 52V51H219ZM224 53H225V51H223ZM232 52V51H231ZM235 52V51H234ZM233 52V53H234ZM11 53H12V51H11ZM101 53V52H100ZM182 53V52H181ZM181 53H180V55H181ZM196 53V52H195ZM10 54V53H9ZM37 54V55H36ZM139 54V53H138ZM150 54V53H149ZM157 54V53H156ZM193 54V53H192ZM198 54V53H197ZM212 54V53H211ZM229 54V53H228ZM241 54H243V52L241 53ZM2 55V54H1ZM4 55V54H3ZM32 55V54H31ZM36 55V56H35ZM104 55V54H103ZM145 55H147V54H144V56ZM184 55H186V54H184ZM189 55V54H188ZM205 55V54H204ZM207 55H209V54H207ZM213 55V54H212ZM223 55V54H222ZM233 55V54H232ZM254 55V54H253ZM142 56V55H141ZM144 56H142V57H144ZM217 56V55H216ZM259 56V55H258ZM8 57V56H7ZM11 56H9L8 58H10ZM127 57V58H126ZM170 57V56H169ZM182 57H184L183 56V53H182ZM198 57H200V56H198ZM221 57V56H220ZM231 57H233V56H231ZM238 57V56H237ZM42 58H45V61L44 60H42ZM132 58V57H131ZM139 58V57H138ZM149 58H151V57H149ZM165 58V57H164ZM190 58V57H189ZM193 58V57H192ZM230 58V57H229ZM47 59L48 60H53V62H47ZM143 60H144V58H142ZM146 59V58H145ZM152 59V58H151ZM155 59V58H154ZM175 59V58H174ZM178 60H179V56H178V58H177ZM188 59V58H187ZM204 59V58H203ZM249 59V58H248ZM32 60V59H31ZM131 60V59H130ZM162 60V59H161ZM167 60V59H166ZM169 60V59H168ZM186 60V59H185ZM210 60V59H209ZM222 60V59H221ZM138 61V60H137ZM136 61V62H137ZM152 61V60H151ZM170 61H172V60H170ZM176 61V60H175ZM174 61V62H175ZM188 61H189V59H188ZM191 62H193L192 60H190ZM199 61V60H198ZM223 61H225V60H223ZM142 62V61H141ZM144 62H145V60H144ZM147 62H149V61H147ZM173 62V61H172ZM172 62H163V63H161V61H160V63L161 64H163V66H165L166 67V69L164 70V72H162L163 74H161V78H166V82H167V80L169 81V79H170V81H171V75L173 74V72H172V70H169V67L171 66V64H172ZM178 62V61H177ZM191 62H189V63H191ZM195 62V61H194ZM205 62V61H204ZM237 62V61H236ZM197 63V62H196ZM206 63H207V60H206ZM238 63V62H237ZM245 63V62H244ZM249 63V62H248ZM139 64V63H138ZM137 64V65H138ZM141 64V63H140ZM151 65L150 66H152V63H150ZM194 64V63H193ZM203 64V63H202ZM247 64V63H246ZM173 65V64H172ZM182 65V64H181ZM208 65V64H207ZM141 66H142V64H141ZM144 66V65H143ZM145 66H147V64H145ZM162 66V65H161ZM189 66V65H188ZM187 66V67H188ZM192 66H195V65H192ZM203 66V65H202ZM253 66V65H252ZM251 66V67H252ZM259 66V65H258ZM190 67H191V65H190ZM189 67V68H190ZM207 67V66H206ZM222 67V66H221ZM249 67V66H248ZM256 67V66H255ZM33 68V67H32ZM149 68H151V67H149ZM152 68H154V67H152ZM151 68V69H152ZM181 68V67H180ZM193 68V67H192ZM200 68V67H199ZM205 68V67H204ZM241 68V67H240ZM41 69V70H42ZM140 69V68H139ZM146 69V68H145ZM144 69V70H145ZM151 69H148V70H150L151 71ZM198 69V68H197ZM229 69V68H228ZM246 69V68H245ZM249 69V68H248ZM257 69V68H256ZM27 70V69H26ZM147 70V69H146ZM177 70V69H176ZM183 70V69H182ZM192 70V69H191ZM201 70V69H200ZM210 70V69H209ZM224 70H226V69H224ZM254 70V69H253ZM258 70V69H257ZM19 71V70H18ZM29 71V70H28ZM158 71H159V68H158ZM179 71H180V69H179ZM178 71V72H179ZM184 71V70H183ZM199 71V70H198ZM242 71H243V69H242ZM256 71V70H255ZM143 71H141V73H142ZM145 72V74H146V71H144ZM155 72H157V71H155ZM154 72V70H153V74L155 73ZM187 72H189V71H187ZM196 72V71H195ZM200 72V71H199ZM203 72V71H202ZM229 72V71H228ZM253 72V71H252ZM22 73V72H21ZM158 73V72H157ZM214 73V72H213ZM227 73V72H226ZM233 73V72H232ZM30 74V73H29ZM153 74H151V75H153ZM156 74V73H155ZM176 74V73H175ZM177 74H179V73H177ZM184 74V73H183ZM209 74V73H208ZM207 74V75H208ZM229 74V73H228ZM50 75H52V76H50ZM98 75V76H97ZM185 75H186V73H185ZM30 76H32V78H33V76H36V74H34L33 75V73H31V75ZM43 76V75H42ZM154 76V75H153ZM205 76H206V74H205ZM218 76V75H217ZM145 77H147V76H145ZM183 77V76H182ZM204 77V76H203ZM249 77V76H248ZM1 78V77H0ZM3 78V77H2ZM35 78V77H34ZM45 78V77H44ZM150 78H151V76H150ZM176 78V77H175ZM199 78V77H198ZM201 78V77H200ZM199 78V79H200ZM233 78V77H232ZM20 79V78H19ZM46 79V78H45ZM96 79H98V80H96ZM146 79V80H145ZM157 79V78H156ZM160 79V78H159ZM159 79L157 80V81H159ZM184 79V78H183ZM202 79V78H201ZM200 79V80H201ZM206 79V78H205ZM211 79V78H210ZM228 79V78H227ZM1 80V79H0ZM152 80V79H151ZM215 80V79H214ZM47 81H49V79L47 80ZM153 81V80H152ZM155 81V80H154ZM156 81V82H157ZM169 81V82H170ZM186 81H188V80H186ZM190 81V80H189ZM217 81V80H216ZM231 81V80H230ZM28 82V81H27ZM38 82V81H37ZM151 82V81H150ZM166 82H163V83H166ZM206 82V81H205ZM219 82V81H218ZM223 82V81H222ZM262 82V81H261ZM7 83H8V81H7ZM34 83V82H33ZM186 83V82H185ZM188 83H190V82H188ZM187 83V84H188ZM37 84V83H36ZM42 84H43V82H42ZM67 84V83H66ZM151 84V83H150ZM153 84V83H152ZM158 84V83H157ZM202 84V83H201ZM231 84V83H230ZM239 84V83H238ZM11 85V84H10ZM13 85V84H12ZM35 85V84H34ZM97 85V84H96ZM156 85V84H155ZM182 85V84H181ZM250 85V84H249ZM248 85V86H249ZM4 86V85H3ZM79 86V85H78ZM159 85H157V87H158ZM171 86V85H170ZM169 86V87H170ZM178 86V85H177ZM196 86V85H195ZM199 86V85H198ZM202 86V85H201ZM228 86V85H227ZM244 86V85H243ZM7 87H8V85H7ZM12 87H14V86H12ZM64 87V86H63ZM75 87V86H74ZM73 87V88H74ZM76 87H77V85H76ZM169 87H167L166 89L164 88L163 90H164V94L165 95H170L171 96V93H173L171 90V88L170 89H168ZM203 87V86H202ZM215 87V86H214ZM217 87V86H216ZM72 88V87H71ZM176 88V87H175ZM213 88V87H212ZM254 88H256V87H254ZM1 89V88H0ZM8 89V88H7ZM10 89V88H9ZM18 89V88H17ZM16 88H12V90H11V92L9 93V99H10V105L9 104H7V106H2L1 107V109L2 110H0V112L1 113H6V115H7V117L9 118V119H7L8 121H10V123H11V126L14 128H16V129H19L20 128V120H21V118L23 117V115H24V112H28L27 110H31V107H29V109L27 108L26 110H25V108L30 104V103H34L33 102V93H29V96H28V101L27 102H25V103H23V107L20 105V103H21V101H22V99H23V97H22V93H20L21 91H19V89L17 90ZM61 89V88H60ZM154 89V88H153ZM187 89V88H186ZM193 89H195V88H193ZM2 90V89H1ZM105 90V89H104ZM200 90H202V89H200ZM200 90H198V92H201ZM229 90V89H228ZM8 91V90H7ZM6 91V92H7ZM10 91V90H9ZM78 91V90H77ZM156 91V90H155ZM190 91V90H189ZM188 91V92H189ZM207 91H209V90H207ZM231 91V90H230ZM54 92V91H53ZM57 92V91H56ZM59 92V91H58ZM156 92H158V91H156ZM179 92V91H178ZM184 92H186V91H184ZM194 92V91H193ZM193 92H191V94H193ZM198 92H196V93H198ZM8 93V92H7ZM80 93V92H79ZM183 93V92H182ZM182 93H180V94H182ZM232 93V92H231ZM230 93V94H231ZM234 93V92H233ZM161 94H163V93H161L160 92V96H161ZM163 94V95H164ZM178 94V93H177ZM177 94H174V95H177ZM183 94H185V93H183ZM186 94H187V92H186ZM228 94V93H227ZM253 94V93H252ZM117 95H120V97L118 96V98H117ZM155 95V94H154ZM190 95V94H189ZM188 95V96H189ZM195 95H197V94H195ZM199 95V94H198ZM235 95V94H234ZM257 95V94H256ZM0 96H1V94H0ZM5 96H6V94H5ZM8 96V95H7ZM40 96V95H39ZM38 96V97H39ZM68 96V95H67ZM158 96H159V93H158ZM183 96V95H182ZM216 96V95H215ZM2 97V96H1ZM35 97V96H34ZM41 97V96H40ZM61 97V96H60ZM168 97V96H167ZM172 97H173V95H172ZM176 97V96H175ZM179 97H181V96H179ZM237 97V96H236ZM8 98V97H7ZM6 98V99H7ZM68 98V97H67ZM177 98V97H176ZM189 98V97H188ZM12 99V100H11ZM36 99V98H35ZM34 99V100H35ZM89 99V98H88ZM106 99V98H105ZM162 99V98H161ZM161 99H159V100H161ZM199 99V98H198ZM237 99V98H236ZM257 99V98H256ZM2 100V99H1ZM8 100V99H7ZM51 100V99H50ZM165 100V99H164ZM169 100V99H168ZM172 100V99H171ZM170 100V101H171ZM189 100V99H188ZM192 100V99H191ZM221 100V99H220ZM240 100V99H239ZM88 101H90V100H88ZM182 101V104H184V101H185V98L184 99H182L181 100ZM205 101V100H204ZM203 101V103L201 104L202 106H203V104L204 103H206V102H204ZM261 101V100H260ZM54 102V101H53ZM74 102V101H73ZM75 102H77V101H75ZM92 102V101H91ZM100 102V101H99ZM126 102V103H127ZM168 102V101H167ZM172 102V101H171ZM179 102V101H178ZM186 103H187V98H186V101H185ZM189 102V101H188ZM191 102V101H190ZM193 102H194V100H193ZM196 102H197V99H196ZM199 102V101H198ZM39 103V102H38ZM52 103V102H51ZM122 103V102H121ZM176 103V102H175ZM195 103V102H194ZM4 104V103H3ZM6 104V103H5ZM95 104V103H94ZM163 104V105H162ZM178 104V103H177ZM188 104V103H187ZM207 104V103H206ZM226 104V103H225ZM261 104V103H260ZM101 105V104H100ZM115 105H116V103H115ZM167 104H165L164 106H166ZM168 105H170L169 103H168ZM167 105V106H168ZM176 105V104H175ZM190 105V104H189ZM200 105V106H201ZM223 105V104H222ZM256 105V104H255ZM57 106V105H56ZM124 106V105H123ZM181 106V105H180ZM183 106V105H182ZM219 106V105H218ZM217 106V107H218ZM66 107V106H65ZM100 107V106H99ZM115 107V106H114ZM131 107V106H130ZM134 107V106H133ZM172 107V106H171ZM224 107V106H223ZM23 108V109H22ZM33 108V111L35 110V107H32ZM90 108V107H89ZM137 108V107H136ZM187 108H189V107H187ZM196 108H197V106H196ZM196 108L194 109V110H196ZM201 108V107H200ZM199 108V109H200ZM72 109V108H71ZM134 109V108H133ZM192 109V108H191ZM223 109V108H222ZM264 109V108H263ZM23 110V111H22ZM75 110H77V109H75ZM113 109H111V111H110V113H109V117L111 118H113L114 117V119L115 118H117V119H121V120H119L122 124H123V122H125V124L126 123H128L129 124V122H128V118L130 117L131 118V116H129V115H127L126 114V112L124 113H122L121 112V110H120V112H121V114L120 115H118V116H113L114 115V111H112ZM136 110V109H135ZM193 110V111H194ZM32 111V110H31ZM57 111V110H56ZM132 111V110H131ZM146 111V110H145ZM185 111L187 112V109H185ZM191 111V110H190ZM198 109H197V113H198ZM205 111V110H204ZM232 111V110H231ZM263 111V110H262ZM81 112V111H80ZM91 112V111H90ZM129 112V111H128ZM173 112V111H172ZM175 112V111H174ZM173 112V113H174ZM195 112V111H194ZM193 112V113H194ZM31 113V112H30ZM34 113V112H33ZM47 113V112H46ZM94 113V112H93ZM130 113V112H129ZM133 113V112H132ZM135 113H136V111H135ZM145 113V112H144ZM176 113V112H175ZM174 113V114H175ZM238 113V112H237ZM48 114V113H47ZM47 114H46V116H47ZM66 114V113H65ZM82 114V113H81ZM84 114V113H83ZM91 113H89V115H90ZM134 114V113H133ZM173 114V115H174ZM181 114V113H180ZM182 114H183V112H182ZM1 115V114H0ZM3 115V114H2ZM94 115V114H93ZM116 115V114H115ZM131 115V114H130ZM140 115V114H139ZM141 115H143V114H141ZM172 115V116H173ZM179 115V114H178ZM186 115V114H185ZM230 115V114H229ZM239 115V114H238ZM262 115V114H261ZM91 116V115H90ZM95 116H96V113H95ZM99 116H101L102 117V115L101 114H99ZM108 116V115H107ZM136 116V115H135ZM146 116V115H145ZM175 116H176V114H175ZM214 116V115H213ZM218 116V115H217ZM29 117V116H28ZM61 117V116H60ZM94 117V116H93ZM134 117V116H133ZM139 117H141V116H139ZM177 117V116H176ZM179 117V116H178ZM193 117V116H192ZM33 118H35V117H33ZM84 118H86V117H84ZM83 118V119H84ZM100 118V117H99ZM142 118V117H141ZM175 118V117H174ZM174 118H171V119H174ZM180 118V117H179ZM184 118H185V116H184ZM206 118V117H205ZM226 118V117H225ZM26 119V118H25ZM28 119V118H27ZM89 119V118H88ZM96 119H98L97 117H96ZM102 120H103V118H102ZM105 120H107V118L105 119ZM108 120H109V118H108ZM137 120V119H136ZM140 120V119H139ZM139 120H137V121H139ZM147 120V119H146ZM168 120V119H167ZM186 120H188L187 118H186ZM186 120L185 121H183V120H181V118L178 120V122L179 123H177V125H178V127H179V130L181 129L183 132H185L188 136H189V133L191 132L190 131V128H189V125H187L186 124ZM92 121V120H91ZM101 121V120H100ZM99 121V122H100ZM112 121V119L110 120V121H108V122H111ZM114 121V120H113ZM113 121H112V123H113ZM134 121H135V119H134ZM142 121V120H141ZM169 121V120H168ZM170 121H172V120H170ZM169 121V122H170ZM191 121V120H190ZM65 122V121H64ZM97 122H98V120H97ZM101 122H103V121H101ZM140 122V121H139ZM167 122V121H166ZM189 122V121H188ZM199 122V121H198ZM33 123V122H32ZM38 123V122H37ZM71 123H72V121H71ZM116 123V122H115ZM114 123V124H115ZM135 123V122H134ZM137 123V122H136ZM148 123V122H147ZM146 123V124H147ZM172 123H173V121H172ZM175 123V122H174ZM175 123V124H176ZM226 123V122H225ZM3 124V123H2ZM92 124V123H91ZM103 124V123H102ZM107 124V123H106ZM110 124V123H109ZM108 124V125H109ZM131 124H133V122L131 123ZM144 124H145V122H144ZM220 124V123H219ZM10 125V124H9ZM111 125V124H110ZM136 126H134V127H137V125L138 124H135ZM141 125V124H140ZM174 125V124H173ZM31 126V125H30ZM44 126V125H43ZM93 126V125H92ZM102 126V128L104 127V125H101ZM112 126V125H111ZM117 126V125H116ZM131 125H129V127H130ZM143 126V125H142ZM147 127H150V126H148V125H146ZM169 126V125H168ZM131 127H133V126H131ZM144 127V126H143ZM163 127V126H162ZM172 127V126H171ZM201 127V126H200ZM233 127V126H232ZM114 128V127H113ZM113 128H111V129H113ZM115 128H118V127H115ZM124 128V127H123ZM126 128L127 127H125V129L124 130H126ZM138 128H140V127H138ZM154 128V129H155ZM215 128V127H214ZM75 129V128H74ZM119 129H121V128H119ZM135 129V128H134ZM148 129H151V130H153L151 127L150 128H148ZM156 129V130H157ZM174 129V128H173ZM195 129V128H194ZM21 130V129H20ZM62 130V129H61ZM98 130V129H97ZM123 130V131H124ZM130 130H131V128H130ZM132 130H133V128H132ZM162 130H163V128H162ZM165 130V129H164ZM203 130V129H202ZM226 130V129H225ZM54 131V130H53ZM52 131V132H53ZM84 131V130H83ZM86 131H87V129H86ZM90 131V130H89ZM95 131V130H94ZM103 131V130H102ZM119 131V130H118ZM122 131V132H123ZM137 131H139V130H137ZM141 131H142V129H141ZM140 131V132H141ZM143 131H145V130H143ZM181 131V132H182ZM227 131V130H226ZM46 132H48V131H46ZM51 132V133H52ZM82 132V131H81ZM97 132V131H96ZM119 132H121V131H119ZM132 132V131H131ZM136 132V131H135ZM177 132H178V130H177ZM196 132V131H195ZM203 132V131H202ZM223 132V131H222ZM22 133V132H21ZM84 133V132H83ZM90 133V132H89ZM101 133V132H100ZM124 133H126L125 131H124ZM129 133V132H128ZM151 133V132H150ZM157 134H158V132H156ZM161 134H162V132H160ZM166 133V132H165ZM192 133V132H191ZM200 133V132H199ZM14 134V133H13ZM81 134V133H80ZM91 134H93V133H91ZM131 134H133V132L131 133ZM131 134H130V137H132L131 136ZM143 134L145 135L146 133L145 132H143ZM142 134V135H143ZM147 134H148V132H147ZM153 134V133H152ZM169 134V133H168ZM183 134V133H182ZM256 134V133H255ZM69 135V134H68ZM82 135V134H81ZM96 135V134H95ZM110 135V134H109ZM113 135V134H112ZM138 134L136 133V135L135 136H137ZM141 134H139L138 136H140ZM159 135V134H158ZM165 135H167V134H165ZM258 135V134H257ZM12 136V135H11ZM14 136V135H13ZM100 136V135H99ZM125 136V135H124ZM149 136V135H148ZM163 136V135H162ZM168 136V135H167ZM186 136V135H185ZM248 136V135H247ZM50 137V136H49ZM111 137V136H110ZM119 137V136H118ZM127 137V136H126ZM129 137V136H128ZM129 137V138H130ZM142 137V136H141ZM145 137V136H144ZM151 137V136H150ZM149 137V138H150ZM157 137V136H156ZM166 137V136H165ZM169 137H170V135H169ZM171 137H172V135H171ZM197 137V136H196ZM214 137V136H213ZM21 138V137H20ZM56 138V137H55ZM84 138V137H83ZM121 138H124V137H121ZM136 138H139V137H136ZM158 138V137H157ZM156 138V139H157ZM160 138V137H159ZM163 138H164V136H163ZM200 138V137H199ZM206 138V137H205ZM11 139V138H10ZM14 139V138H13ZM51 139V138H50ZM75 139H77V138H75ZM131 139V138H130ZM127 140V141H131V140ZM140 139V138H139ZM142 139H144L143 137H142ZM147 139V138H146ZM155 139V140H156ZM165 139V138H164ZM169 139V138H168ZM167 139V140H168ZM177 139V138H176ZM182 139V138H181ZM191 139V138H190ZM195 139V138H194ZM197 139V138H196ZM202 139V138H201ZM213 139V138H212ZM224 139V138H223ZM222 139V140H223ZM245 139H247V138H245ZM44 140V139H43ZM49 140V139H48ZM52 140H53V137H52ZM74 140V139H73ZM102 140V139H101ZM109 140V139H108ZM154 140V141H155ZM160 140V139H159ZM161 140H162V138H161ZM170 140H172V138L170 139ZM179 140V139H178ZM260 140V139H259ZM13 141V140H12ZM70 141V140H69ZM79 141V140H78ZM86 141V140H85ZM110 141V140H109ZM114 141V140H113ZM123 141V140H122ZM157 141V140H156ZM177 141V140H176ZM52 142V141H51ZM67 142V141H66ZM83 142V141H82ZM81 142V143H82ZM112 142V141H111ZM116 142V141H115ZM114 142V143H115ZM142 142V141H141ZM143 142H145L144 140H143ZM147 142V141H146ZM150 142V141H149ZM161 142H163V141H161ZM160 142V143H161ZM179 142V141H178ZM221 142V141H220ZM10 143V142H9ZM59 143V142H58ZM75 143V142H74ZM73 143V144H74ZM119 143V142H118ZM124 143V142H123ZM128 143V142H127ZM172 143V142H171ZM207 143V142H206ZM211 143V142H210ZM214 143V142H213ZM234 143V142H233ZM257 143V142H256ZM12 144V143H11ZM15 144V143H14ZM13 144V145H14ZM34 144V143H33ZM40 144V143H39ZM72 144V143H71ZM80 144V143H79ZM89 144V143H88ZM87 144V145H88ZM108 144H109V142H108ZM130 144V143H129ZM131 144H133V143H131ZM142 144V143H141ZM141 144H139V146L141 145ZM158 144H159V142H158ZM165 144V143H164ZM182 144V143H181ZM231 144H232V142H231ZM235 144V143H234ZM234 144H232V145H230V146H233ZM24 145V144H23ZM30 145H31V143H30ZM35 145V144H34ZM34 145H32L31 147H29L27 150L28 151H26V154H25V158H26V156H27V159L29 158H31V157H33L32 156V154L34 153V152H39L40 151V149L42 148H40L39 147V145H38V147L37 146H34ZM76 145V144H75ZM86 145V144H85ZM111 145V144H110ZM117 145V144H116ZM119 145V144H118ZM126 145V144H125ZM142 145H144V143L142 144ZM154 145V144H153ZM161 145H163V144H161ZM177 145V144H176ZM196 145V144H195ZM204 145V144H203ZM222 145V144H221ZM228 145V146H229ZM236 145V144H235ZM7 146V145H6ZM9 146V145H8ZM74 146V145H73ZM80 145H78V147H79ZM90 146H92V145H90ZM107 146V145H106ZM105 146V147H106ZM122 146V145H121ZM136 146V145H135ZM157 146V145H156ZM170 146V145H169ZM168 146V147H169ZM198 146V145H197ZM205 146V145H204ZM217 146V145H216ZM15 147V146H14ZM27 147V146H26ZM105 147H104V150L106 151V149H105ZM116 147V146H115ZM130 147H132V146H130ZM129 147V148H130ZM158 147H159V145H158ZM158 147H156V149L158 148ZM165 147V146H164ZM167 147V148H168ZM207 147V146H206ZM205 147V148H206ZM236 147V146H235ZM40 148V149H39ZM80 148H81V146H80ZM84 148V147H83ZM82 148V149H83ZM102 148V147H101ZM110 148V147H109ZM112 148V147H111ZM110 148V149H111ZM126 148V147H125ZM140 148V147H139ZM142 148H145L144 146L142 147ZM142 148H140V149H142ZM219 148H220V146H219ZM251 148V147H250ZM85 149V148H84ZM83 149V150H84ZM93 149V148H92ZM95 149V148H94ZM93 149V150H94ZM99 149V148H98ZM109 149V150H110ZM113 149V148H112ZM117 149V148H116ZM121 149H122V147H121ZM133 149V148H132ZM135 149V148H134ZM150 149H151V145H150ZM160 149H161V146H160ZM163 149V148H162ZM202 149V148H201ZM209 149V148H208ZM215 149V148H214ZM218 149V148H217ZM229 149V148H228ZM231 149V148H230ZM229 149V151H231ZM15 150V149H14ZM43 151H44V149H42ZM48 150V149H47ZM54 150V149H53ZM65 150V149H64ZM72 150V149H71ZM86 150V149H85ZM108 150V151H109ZM125 150V149H124ZM131 150V149H130ZM137 150V149H136ZM144 150V149H143ZM146 150V149H145ZM147 150H148V148H147ZM146 150V151H147ZM152 150H154V147H153V149ZM158 150V149H157ZM166 151H167V149H165ZM203 150H205L204 148H203ZM233 150V149H232ZM43 151H42V153H43ZM62 151V150H61ZM92 151V150H91ZM107 151V152H108ZM117 151V150H116ZM118 151H119V149H118ZM141 152H142V150H140ZM156 151V150H155ZM161 151V150H160ZM166 151H165V153H166ZM207 151V150H206ZM224 151V150H223ZM21 152V151H20ZM81 152V151H80ZM83 152V151H82ZM86 153L88 152L87 150L85 151ZM114 153H115V151H113ZM121 152V151H120ZM129 152V151H128ZM134 152V151H133ZM152 151H150V153H151ZM159 152V151H158ZM168 152V151H167ZM171 152V151H170ZM181 152V151H180ZM204 152V151H203ZM210 151H208V153H209ZM240 152H241V150H240ZM39 153H41V152H39ZM38 153V154H39ZM41 153V154H42ZM49 153V152H48ZM78 153V152H77ZM85 153V154H86ZM92 153V152H91ZM109 153H110V151H109ZM143 153H145V152H143ZM149 153V152H148ZM155 153V152H154ZM54 154V153H53ZM64 154V153H63ZM93 154V153H92ZM118 155H119V153H117ZM122 154V153H121ZM127 154V153H126ZM128 154H131V153H128ZM134 154V153H133ZM147 154V153H146ZM159 154V153H158ZM161 154V153H160ZM235 154V153H234ZM248 154V153H247ZM18 155H19V153H18ZM37 155V154H36ZM56 155V154H55ZM79 155V154H78ZM88 155V154H87ZM118 155H117V157H116V159H114L115 161H113L112 163H111V165L112 166H116V167H118V169H119V167H120V159H121V157H119L118 158ZM123 155H125V154H123ZM135 155V154H134ZM133 155V156H134ZM145 155V154H144ZM156 155V154H155ZM209 155V154H208ZM212 155V154H211ZM218 155V154H217ZM226 155H228V154H226ZM259 155V154H258ZM22 156H24L23 154H22ZM39 156V155H38ZM71 156V155H70ZM80 156H82V155H80ZM90 156V155H89ZM115 156H116V154H115ZM128 156V155H127ZM137 156V155H136ZM153 156H154V154H153ZM185 156V155H184ZM229 156V155H228ZM227 156V157H228ZM16 157H18V156H16ZM37 157V156H36ZM73 157V156H72ZM72 157H69L68 159H70V158H72ZM79 157V156H78ZM84 157V156H83ZM87 157V156H86ZM130 157V156H129ZM139 157V156H138ZM157 157V155L155 156V158ZM160 157V156H159ZM183 157V156H182ZM204 157V156H203ZM19 158V157H18ZM38 158V157H37ZM73 158H75V157H73ZM88 158V157H87ZM90 159H91V157H89ZM88 158V159H89ZM128 158V157H127ZM148 158V157H147ZM152 158H154V157H152ZM176 158V157H175ZM178 158V157H177ZM261 158V157H260ZM44 159V158H43ZM49 159H51V158H49ZM67 159V160H68ZM84 159V158H83ZM89 159V160H90ZM125 159V158H124ZM190 159V158H189ZM195 159V158H194ZM212 159H214V158H212ZM228 159V158H227ZM238 159V158H237ZM18 160V159H17ZM25 160V159H24ZM30 160H32V159H30ZM38 160V159H37ZM40 160H42V159H40ZM39 160V161H40ZM73 160V159H72ZM92 160V159H91ZM134 160V159H133ZM140 160V159H139ZM138 160V161H139ZM145 160H148V159H146L145 158ZM152 160V159H151ZM157 160H159V159H157ZM184 160V159H183ZM192 160V159H191ZM217 160V159H216ZM221 160H223V159H221ZM245 160V159H244ZM26 161V160H25ZM28 161V160H27ZM27 161H26V163H27ZM49 161V160H48ZM78 161V160H77ZM82 161V160H81ZM130 161V160H129ZM156 161V160H155ZM160 161V160H159ZM159 161H157V162H159ZM65 162V161H64ZM137 161H135V163H136ZM141 162V161H140ZM165 162V161H164ZM172 162V161H171ZM194 162V161H193ZM249 162V161H248ZM8 163V162H7ZM23 163V162H22ZM54 163H56V162H54ZM73 163H74V161H73ZM73 163L71 162V164L73 165ZM79 163V162H78ZM89 163V162H88ZM90 163H91V161H90ZM92 163H94V162H92ZM92 163H91V165H92ZM125 163V162H124ZM131 163H132V161H131ZM145 163V162H144ZM160 163V162H159ZM162 163V162H161ZM190 163V162H189ZM220 163H222L221 161H220ZM219 163V164H220ZM240 163V162H239ZM14 164V163H13ZM29 164V163H28ZM31 164V163H30ZM47 164V163H46ZM76 164V163H75ZM81 164V163H80ZM86 164V163H85ZM96 164H97V162H96ZM95 164V165H96ZM99 164V163H98ZM138 164V163H137ZM141 164V163H140ZM139 164V165H140ZM162 164H164V163H162ZM172 164V163H171ZM226 164V163H225ZM225 164H223V165H225ZM251 164V163H250ZM51 165V164H50ZM53 165V164H52ZM58 165H59V163H58ZM62 165V164H61ZM79 165V164H78ZM123 165H125V164H122V166ZM127 166H128V163L126 164ZM126 165L124 166V168L126 167ZM129 165H130V163H129ZM131 165H133V164H131ZM143 164H141L140 165V167L142 166ZM151 165H153V163L151 164ZM158 165V164H157ZM222 165V166H223ZM42 167H43V165H41ZM69 166H71V165H69ZM75 166H77V164L75 165ZM81 166V165H80ZM80 166L78 167L79 168V170H80ZM97 166V165H96ZM101 166V165H100ZM107 166V165H106ZM195 166V165H194ZM206 166V165H205ZM229 166V165H228ZM248 166V165H247ZM4 167V166H3ZM34 167V166H33ZM41 167V169H43ZM84 167V166H83ZM88 167V165L85 167V168H87ZM92 167V166H91ZM109 167V166H108ZM130 167V166H129ZM132 167L133 166H131L130 168L132 169ZM137 167H139V166H137ZM155 167H156V165H155ZM157 167H159V165L157 166ZM171 167V166H170ZM208 167V166H207ZM231 167V166H230ZM240 167V166H239ZM18 168V167H17ZM45 168V167H44ZM47 168V167H46ZM58 168H61V167H59L58 166ZM64 168V167H63ZM63 168H61V169H63ZM77 168V167H76ZM102 168V167H101ZM107 168V167H106ZM145 168H147V166L145 167ZM161 168V167H160ZM15 169V168H14ZM35 169V168H34ZM67 169V168H66ZM83 169V168H82ZM88 169V168H87ZM93 169V168H92ZM117 169V170H118ZM136 169V168H135ZM140 168H138V170H139ZM141 169H143V168H141ZM150 169V168H149ZM154 169V168H153ZM214 169V168H213ZM246 169V168H245ZM11 170V169H10ZM17 170V169H16ZM22 170V169H21ZM65 170V169H64ZM68 170V169H67ZM95 170V169H94ZM102 170H104V169H102ZM101 170V171H102ZM108 170V169H107ZM107 170H105V171H107ZM117 170H116V172H117ZM127 170V169H126ZM164 170V169H163ZM206 170V169H205ZM28 172H29V170H27ZM31 171V170H30ZM62 171V170H61ZM73 171V170H72ZM81 171V170H80ZM147 171H148V169H147ZM150 171H151V169H150ZM149 171V172H150ZM155 171V170H154ZM171 171V170H170ZM223 171V170H222ZM240 171V170H239ZM13 172V171H12ZM11 172V173H12ZM43 172V171H42ZM41 172V173H42ZM44 172H46V170L44 171ZM63 172V171H62ZM87 171H85V173H86ZM129 172V171H128ZM130 172H131V170H130ZM139 172V171H138ZM137 172V173H138ZM163 172V171H162ZM166 172V171H165ZM205 172V171H204ZM228 172V171H227ZM238 172V171H237ZM242 172V171H241ZM247 172V171H246ZM33 173V172H32ZM50 173V172H49ZM67 173V172H66ZM82 173V172H81ZM84 173V174H85ZM97 173H98V170H97ZM96 173V174H97ZM105 173H107V172H105ZM118 173H119V171H118ZM117 173V174H118ZM124 173H126V171L124 172ZM132 173V172H131ZM133 173H134V171H133ZM140 173H141V171H140ZM158 173H159V171H158ZM164 173V172H163ZM239 173V172H238ZM244 173V172H243ZM242 173V174H243ZM36 174H38V173H36ZM35 174V175H36ZM95 174V173H94ZM101 174V173H100ZM108 174V173H107ZM110 174H112V172L110 173ZM130 174V173H129ZM147 174H150V173H147ZM155 174V173H154ZM170 174V173H169ZM172 174V173H171ZM176 174V173H175ZM193 174V173H192ZM195 174V173H194ZM216 174V173H215ZM219 174V173H218ZM241 174V173H240ZM31 175H33V174H31ZM51 175V174H50ZM59 175V174H58ZM79 175H81L80 173H79ZM98 175H99V173H98ZM104 174H102V176H103ZM113 175V174H112ZM143 175V174H142ZM144 175H146V174H144ZM144 175L142 176V177H144ZM152 175V174H151ZM151 175H150V177H151ZM160 175V174H159ZM166 175V174H165ZM168 175V174H167ZM190 175V174H189ZM188 175V176H189ZM220 175V174H219ZM30 176V175H29ZM106 175H104V177H105ZM114 176H117V175H114ZM114 176H113V178H114ZM133 176V175H132ZM153 176V175H152ZM158 176V175H157ZM156 176V177H157ZM170 176H172V175H170ZM179 176H180V172H179ZM191 176V175H190ZM189 176V177H190ZM194 176V175H193ZM200 176V175H199ZM202 176V175H201ZM230 176V175H229ZM236 176V175H235ZM33 177V176H32ZM40 177H42V176H40ZM81 177V176H80ZM87 177V176H86ZM95 177V176H94ZM119 177V175L116 177V178H118ZM121 177V176H120ZM120 177H119V179L118 180H120ZM124 177V176H123ZM126 177H128L127 176V174H126ZM126 177H125V179H126ZM141 177V176H140ZM141 177V178H142ZM161 177V176H160ZM166 177V176H165ZM164 177V178H165ZM173 177V176H172ZM174 177H177L178 178V176L176 175V176H174ZM181 177V176H180ZM179 177V178H180ZM195 177V176H194ZM10 178V177H9ZM38 178V177H37ZM88 178V177H87ZM97 178V177H96ZM108 178V177H107ZM129 178V177H128ZM131 178V177H130ZM135 178H137L138 179V175H137V177H135ZM153 178V177H152ZM158 178H159V176H158ZM163 178V177H162ZM164 178H163V181H164ZM168 178V177H167ZM235 178V177H234ZM4 179V178H3ZM36 179V178H35ZM40 179V178H39ZM42 179V178H41ZM40 179V180H41ZM45 179V178H44ZM43 179V180H44ZM53 179V178H52ZM91 179V178H90ZM89 179V180H90ZM98 179V178H97ZM124 179V180H125ZM133 179V178H132ZM147 179V178H146ZM176 179V178H175ZM215 179V178H214ZM45 180H48V179H45ZM44 180V181H45ZM50 180V179H49ZM49 180L48 181H45L46 183H45V185L47 184V186H50V182H49ZM54 180H56V179H54ZM84 180V179H83ZM94 180H95V178H94ZM100 180V179H99ZM102 180V179H101ZM121 180H122V182H125V181H123V178H121ZM120 180V181H121ZM141 180V179H140ZM139 180V181H140ZM149 181H150V179H148ZM147 180V181H148ZM153 180V179H152ZM162 180V179H161ZM167 180H170V178L169 179H167ZM179 180V179H178ZM182 180V179H181ZM180 180V181H181ZM197 180V179H196ZM211 180V179H210ZM52 181V180H51ZM76 181V180H75ZM93 181V180H92ZM106 181H108V180H106ZM105 180L103 181V182H106ZM110 181V180H109ZM128 181H130V179L128 180ZM138 181V180H137ZM137 181H135V179H134V181H130V183H129V185H127L126 183H128V182H126V183H124V184H126L127 186H125V185H123L122 183H120V184H122L123 186H125V188H123L121 185H119L118 186V184L116 185L115 184V186H114V188H116L115 189V191L118 189V190H122L123 191V189H124V194H123V199H125V198H127L126 196H129L128 198H132V197H135V196H137L138 195V188L140 187V185H139V187H138V184L139 183H141V182H137ZM143 181V180H142ZM146 181V180H145ZM154 181H156V180H154ZM163 181H162V183H163ZM174 181V180H173ZM179 181V182H180ZM199 181V180H198ZM228 181V180H227ZM242 181V180H241ZM1 182V181H0ZM19 182V181H18ZM41 182L42 181H40V185H41ZM53 182V181H52ZM79 182V181H78ZM82 182V181H81ZM100 182V181H99ZM103 182L101 183V185L103 184ZM113 182H114V179H113ZM133 182H137L138 184H135V183H133ZM151 182V181H150ZM159 182H161L160 181V179H159ZM164 182H167V181H164ZM213 182V181H212ZM217 182H218V179H217ZM3 183H5V182H3ZM23 183V182H22ZM55 182H53L52 184H54ZM80 183V182H79ZM83 183V182H82ZM87 183V182H86ZM88 183H91V182H89L88 181ZM96 183H97V181H96ZM109 183V182H108ZM110 183H111V181H110ZM109 183V184H110ZM115 183H117V182H115ZM161 183V186H167V184L166 185H163V184H165V183H163L162 184ZM168 183V182H167ZM172 183V182H171ZM178 183V182H177ZM181 183V182H180ZM179 183V184H180ZM186 183V182H185ZM197 183V182H196ZM202 183V182H201ZM231 183V182H230ZM232 183H234V182H232ZM25 184V183H24ZM51 184V185H52ZM61 184V183H60ZM84 184V183H83ZM91 184H93V182L91 183ZM90 184V185H91ZM113 184V183H112ZM141 184H143V183H141ZM148 184V183H147ZM147 184H146V186H147ZM151 184H153V183H151ZM159 184V183H158ZM174 184V183H173ZM190 184V183H189ZM192 184H194V183H192ZM214 184V183H213ZM217 184V183H216ZM5 185V184H4ZM44 185V186H45ZM55 185V184H54ZM132 185V186H131ZM149 185V184H148ZM156 185H157V183H156ZM170 185V184H169ZM172 185V184H171ZM186 185H187V183H186ZM205 185V184H204ZM222 185V184H221ZM25 186V185H24ZM43 186V185H42ZM56 186V185H55ZM55 186H53L52 187V189H54V187ZM59 186V185H58ZM63 186V185H62ZM79 186V185H78ZM98 186V185H97ZM108 185H105L104 186V190H102V191H100V192H98V194H100V196L101 197H103L102 199L104 200L105 198H107V196H110L111 194H112V192H113V189L111 190V189H107L106 187H107ZM129 186V187H128ZM174 187L176 186V183H175V185H173ZM173 186H171V187H173ZM245 186V185H244ZM40 187V186H39ZM74 187V186H73ZM94 187V186H93ZM102 187H103V185H102ZM144 187V186H143ZM150 187H151V185H150ZM149 187V188H150ZM153 187V186H152ZM173 187V188H174ZM176 187H178V185L176 186ZM198 187V186H197ZM25 188H27V187H25ZM33 188H35V189H40V188H36V187H33ZM101 188V187H100ZM110 188V187H109ZM164 188V187H163ZM162 188V189H163ZM170 188V187H169ZM172 188V189H173ZM196 188V187H195ZM194 188V189H195ZM222 188V187H221ZM224 188V187H223ZM240 188V187H239ZM28 189H30V188H28ZM34 189V190H35ZM46 189V188H45ZM76 189H77V187H76ZM75 189V190H76ZM96 189V188H95ZM94 189V190H95ZM142 189H144V188H142ZM155 189V188H154ZM154 189H153V191H154ZM168 189V188H167ZM186 189H188V188H186ZM22 190V189H21ZM34 190H31L32 191V193L34 192ZM48 190V189H47ZM60 190V189H59ZM67 190V189H66ZM83 190V189H82ZM126 190V191H125ZM128 190V191H127ZM150 190V189H149ZM169 190V189H168ZM167 190V191H168ZM171 190V189H170ZM243 190V189H242ZM246 190V189H245ZM41 191V189L38 191V192H40ZM49 191H53V190H49ZM63 191V190H62ZM61 191V193H63ZM79 191V190H78ZM86 191V190H85ZM122 191H121V195H122ZM162 191V190H161ZM174 191V190H173ZM171 192V193H169L166 197H164V196H162V197H164V198H162V199H160L159 200V202L158 203H156L157 204V206L159 205V207H163V209H164V211L166 210L167 212H168V218H169V220H170V223L171 222H174V221H176L177 220V217H179L178 216V213H177V211L176 210H174L175 208H174V206L176 205V202H177V198H176V196L174 195V192ZM177 191V190H176ZM188 191V190H187ZM196 191V190H195ZM244 191V190H243ZM4 192V191H3ZM20 192V191H19ZM35 192L37 193V191L35 190ZM43 192V191H42ZM54 192V191H53ZM52 192V193H53ZM81 192H83V191H81ZM92 193H93V191H91ZM95 192V191H94ZM97 192V191H96ZM141 192V191H140ZM149 192V191H148ZM160 192V191H159ZM163 192V191H162ZM208 192H211L210 190L208 191ZM5 193V192H4ZM6 193H7V191H6ZM5 193V194H6ZM31 193V194H32ZM50 193V192H49ZM57 193H59V192H57ZM89 193V192H88ZM115 192H113V194H114ZM120 193V192H119ZM145 193H147V191H145ZM155 193H157V192H155ZM198 193V192H197ZM245 193V192H244ZM43 194V193H42ZM51 194V193H50ZM91 194V193H90ZM89 194V195H90ZM118 194V193H117ZM140 194V193H139ZM153 194H154V192H153ZM211 194V193H210ZM236 194V193H235ZM54 195V194H53ZM60 195V194H59ZM76 195V194H75ZM81 195V194H80ZM88 195V194H87ZM95 195V194H94ZM119 195V194H118ZM144 195V194H143ZM147 195H150V194H147ZM155 195V194H154ZM208 195V194H207ZM228 195V194H227ZM234 195V194H233ZM243 195V194H242ZM248 195V194H247ZM5 196H7V195H5ZM9 196H10V194H9ZM8 196V197H9ZM40 196V195H39ZM98 196V195H97ZM112 196V195H111ZM153 196V195H152ZM195 196V195H194ZM212 196V195H211ZM90 197L91 196H89V198H87V199H90ZM95 197V196H94ZM105 197V198H104ZM122 197V196H121ZM142 197V196H141ZM144 197V196H143ZM209 197V196H208ZM74 198V197H73ZM72 198V199H73ZM79 198V197H78ZM84 198H85V196H84ZM139 198V197H138ZM153 198V197H152ZM183 198V197H182ZM207 198V197H206ZM228 198V197H227ZM230 198V197H229ZM6 199H9V198H6ZM20 199H21V197H20ZM27 199V198H26ZM55 199V198H54ZM62 199V198H61ZM60 198H59V200H61ZM67 199V198H66ZM82 199V198H81ZM94 199V198H93ZM99 199V198H98ZM117 199H118V197H117ZM122 199V198H121ZM137 199V198H136ZM144 199L146 200V201H148V202H154V199H149V197H144L143 198V201H144ZM157 199V198H156ZM191 199V198H190ZM209 199V198H208ZM237 199V198H236ZM245 199H247V198H245ZM31 200V199H30ZM58 200V201H59ZM69 200V199H68ZM77 200V199H76ZM90 200H92V199H90ZM90 200H88V201H90ZM95 200V199H94ZM102 200V201H103ZM127 200V199H126ZM192 200V199H191ZM195 200V199H194ZM10 201H12V200H10ZM26 201V200H25ZM55 201V200H54ZM62 201H63V199H62ZM81 201V200H80ZM93 201V200H92ZM96 201V200H95ZM102 201L100 200L99 202H97V204L96 203H94V204H96L97 205V207H100V208H103V205L105 206V204L104 203H102ZM111 201V200H110ZM118 201V200H117ZM122 201V200H121ZM125 201V200H124ZM132 201V200H131ZM142 201V200H141ZM245 201H247V200H245ZM7 202H9V201H7ZM19 202V201H18ZM32 202V201H31ZM51 203L53 202V201H50ZM86 202H87V200H86ZM91 202V201H90ZM89 202V203H90ZM105 202V201H104ZM157 202V201H156ZM216 202V201H215ZM242 202H243V200H242ZM4 203H6V202H4ZM3 203V204H4ZM28 203H30V202H28ZM34 203H36V202H34ZM51 203H49V204H51ZM56 203L58 204V202L56 201ZM60 203H61V201H60ZM63 203V202H62ZM65 203V202H64ZM81 203V202H80ZM84 203V202H83ZM88 203V204H89ZM93 203V202H92ZM121 203H123V202H121ZM129 203H130V201H129ZM199 203V202H198ZM197 203V204H198ZM212 203V202H211ZM245 203V202H244ZM243 203V204H244ZM9 204V203H8ZM21 204V203H20ZM31 204V203H30ZM48 204V203H47ZM55 204V203H54ZM69 204L71 205V203L69 202ZM91 204V203H90ZM126 204V203H125ZM155 204V205H156ZM197 204H196V206H197ZM246 204H247V202H246ZM248 204H249V202H248ZM247 204V205H248ZM14 205V204H13ZM38 205V204H37ZM86 205V204H85ZM121 205H123V204H121ZM120 205V206H121ZM130 205H131V203H130ZM199 205V204H198ZM211 205V204H210ZM9 206V205H8ZM57 206V205H56ZM72 206V205H71ZM73 206H75V205H73ZM80 206V205H79ZM90 206H92V208H93V204L92 205H89V207ZM139 206H140V204H139ZM146 206H147V204H146ZM149 206V205H148ZM216 206V205H215ZM232 206V205H231ZM6 207V206H5ZM30 207V206H29ZM43 207V206H42ZM45 207H47V205L45 206ZM44 207V208H45ZM65 207H67V206H65L64 205V208ZM88 207V208H89ZM124 207V206H123ZM130 207V206H129ZM145 207V206H144ZM156 207V206H155ZM190 207V206H189ZM228 207H229V205H228ZM227 207V208H228ZM262 207V206H261ZM3 208V207H2ZM11 208V207H10ZM48 208L49 207H47V210H48ZM52 208V207H51ZM49 209V211H51L52 209ZM63 208V207H62ZM69 207H67L66 209H68ZM72 208V207H71ZM70 208V209H71ZM77 208V207H76ZM105 208V207H104ZM116 208H118L117 206H116ZM137 208V207H136ZM140 208V210H141V207H139ZM219 208H220V206H219ZM230 208V207H229ZM237 208V207H236ZM246 208V207H245ZM31 209V208H30ZM34 209V208H33ZM46 209V208H45ZM97 209V208H96ZM114 209V208H113ZM127 209V208H126ZM134 209V208H133ZM144 209V208H143ZM150 209V208H149ZM153 209V208H152ZM156 209V208H155ZM163 209H162V212H163ZM205 209V208H204ZM249 209V208H248ZM254 209V208H253ZM264 209V208H263ZM5 210H7V209H5ZM23 210H25V209H23ZM36 210V209H35ZM34 210V211H35ZM46 210V211H47ZM53 210H54V208H53ZM55 210H57L58 211V209H56L55 208ZM54 210V211H55ZM61 210V209H60ZM69 210V209H68ZM71 210H74V209H71ZM93 210V209H92ZM101 210V209H100ZM103 210V209H102ZM117 210H119V209H117ZM145 210H147V209H145ZM183 210V209H182ZM198 210V209H197ZM217 210V209H216ZM237 209H234L233 211H236ZM250 210V209H249ZM259 210V209H258ZM257 210V211H258ZM2 211V210H1ZM4 211V210H3ZM20 211V210H19ZM33 211V210H32ZM45 211V212H46ZM57 211H55V212H57ZM65 211V213H69V212H66L67 210H64ZM78 211V210H77ZM112 211V210H111ZM123 211V210H122ZM125 211V210H124ZM138 211H139V209H138ZM142 211V210H141ZM153 211V210H152ZM157 211H160V209L159 210H157ZM187 211H188V209H187ZM221 211V210H220ZM224 211V210H223ZM240 211V210H239ZM245 211V210H244ZM260 211V210H259ZM23 212V211H22ZM25 212V211H24ZM52 212V211H51ZM61 212H62V210H61ZM99 212V211H98ZM109 212V211H108ZM119 212V211H118ZM154 212H156V211H154ZM240 212H242V211H240ZM250 212V211H249ZM27 213V212H26ZM32 213V212H31ZM37 213V212H36ZM43 213H44V210H43ZM46 213H48V212H46ZM45 213V214H46ZM59 214V216H60V212H58ZM71 213V212H70ZM122 213V212H121ZM142 213V212H141ZM203 213H205V212H203ZM202 213V214H203ZM221 213H223V212H221ZM237 213V212H236ZM247 213H248V210H247ZM246 213V214H247ZM255 213V212H254ZM16 214H18V212L16 213ZM20 214H22L21 212H20ZM29 214V213H28ZM39 214V213H38ZM116 214V213H115ZM127 214H128V211H127ZM135 214V213H134ZM140 214V213H139ZM153 214V213H152ZM155 214V213H154ZM157 214H159V213H157ZM233 214V213H232ZM243 214V213H242ZM242 214H240V215H242ZM249 215H250V213H248ZM34 215H36V214H34ZM33 215V216H34ZM54 216H55V214H53ZM52 215V216H53ZM56 215H57V213H56ZM57 215V216H58ZM67 215V214H66ZM89 215H90V212H89ZM124 215V214H123ZM126 215V214H125ZM141 215V214H140ZM244 215V214H243ZM242 215V216H243ZM252 215V214H251ZM13 216V215H12ZM15 216V215H14ZM17 216H19L20 217V215H17ZM24 216V215H23ZM32 216V217H33ZM47 216L49 217V215L47 214ZM51 216V215H50ZM51 216V217H52ZM122 216V215H121ZM120 216V217H121ZM127 216V215H126ZM147 216V215H146ZM158 216V215H157ZM164 216H166V215H164ZM181 216V215H180ZM187 216V215H186ZM194 216V215H193ZM233 216V215H232ZM241 216V217H242ZM245 216V215H244ZM259 216H261V215H259ZM41 217V216H40ZM47 217V218H48ZM65 217H67V216H65ZM64 217V218H65ZM81 217V216H80ZM89 217H92V216H89ZM97 217V216H96ZM113 217H117V214H116V216H113ZM129 217V216H128ZM135 217H137V215H134V219H135ZM141 217V216H140ZM167 217V216H166ZM181 217H183V216H181ZM251 217V216H250ZM27 218V217H26ZM37 218V217H36ZM46 218V217H45ZM50 218V217H49ZM60 218V217H59ZM98 218V217H97ZM130 218H133L132 216L130 217ZM129 218V219H130ZM139 218V217H138ZM137 218V219H138ZM162 218V217H161ZM243 218H245V217H243ZM242 218V219H243ZM246 218H248V216L246 217ZM261 218V217H260ZM8 219V218H7ZM29 219H30V217H29ZM34 219V218H33ZM32 218L30 219V220H33ZM57 219V218H56ZM55 219V220H56ZM62 219V218H61ZM86 219V218H85ZM105 219V218H104ZM110 218H108V220H109ZM111 219H113V218H111ZM118 219V218H117ZM122 219H125V218H123L122 217ZM146 219V218H145ZM192 219V218H191ZM216 219V218H215ZM224 219V218H223ZM228 219V218H227ZM252 219V218H251ZM264 219V218H263ZM19 220V219H18ZM17 220V221H18ZM21 220V219H20ZM43 220V219H42ZM54 220V219H53ZM52 220V221H53ZM73 220V219H72ZM90 220V219H89ZM107 220V221H108ZM119 220V219H118ZM127 220V219H126ZM126 220H124V221H126ZM190 220V219H189ZM219 220V219H218ZM221 220V219H220ZM250 220V219H249ZM255 221L257 220L258 221V217H257V219L255 218L254 219ZM253 220V221H254ZM17 221H16V227H18L17 226ZM29 221V220H28ZM44 221V220H43ZM46 221V220H45ZM44 221V222H45ZM49 221V220H48ZM51 221V220H50ZM58 221V220H57ZM62 221H63V219H62ZM70 221H71V219H70ZM69 221V222H70ZM83 221V220H82ZM105 221V220H104ZM106 221V222H107ZM112 221V220H111ZM114 221V220H113ZM120 222H121V218H120V220H119ZM129 221V220H128ZM133 221V220H132ZM137 221V220H136ZM164 221V220H163ZM167 221V220H166ZM224 221V220H223ZM233 221V220H232ZM256 221V222H257ZM260 221V220H259ZM258 221V222H259ZM24 222V221H23ZM30 222V221H29ZM42 222V221H41ZM40 222V223H41ZM88 222V221H87ZM102 222V221H101ZM105 222V223H106ZM127 222V221H126ZM160 222V221H159ZM193 222V221H192ZM192 222L190 223V222H188L187 220H186V218L185 217H183L182 219H180V221H178L177 223H178V225L179 226H177V225H175V227H178V228H180V227H182V229H180V231L182 232V234H184V233H186V232H188V230L186 231V225H190V224H192ZM257 222V223H258ZM26 223H28L27 221H26ZM25 223V224H26ZM39 223V222H38ZM38 223H36L37 225H40V224H38ZM64 223V222H63ZM102 223H104V222H102ZM108 223H110V222H108ZM119 223V222H118ZM117 223V224H118ZM164 223V222H163ZM163 223L161 224V225H163ZM190 223V224H189ZM213 223H215V222H213ZM237 223V222H236ZM235 223V224H236ZM241 223V222H240ZM261 223H262V221H261ZM20 224V221L18 222V225ZM29 224V223H28ZM32 224V223H31ZM42 224H43V222H42ZM59 224V223H58ZM62 224V223H61ZM66 224V223H65ZM76 224V223H75ZM101 224V223H100ZM120 224V223H119ZM122 224H124L123 223V221H122ZM121 224V225H122ZM128 224H130V223H128ZM127 224V225H128ZM133 224V223H132ZM158 224H160V223H158ZM175 223H173V225H174ZM33 225V224H32ZM45 225V224H44ZM50 225H51V223H50ZM60 225V224H59ZM102 225V224H101ZM101 225L99 226V227H101ZM105 225H107V224H105ZM125 225H126V223H125ZM134 225H135V223H134ZM166 224H164V226H165ZM170 225H172V224H170ZM172 225V226H173ZM200 225V224H199ZM249 225V224H248ZM15 226V225H14ZM20 226V225H19ZM46 226H48V224L46 225ZM56 226V225H55ZM76 226V225H75ZM79 226V225H78ZM83 226H84V224H83ZM86 226V225H85ZM98 226V225H97ZM118 226V225H117ZM136 227H137V225H135ZM160 226V225H159ZM192 226V225H191ZM198 226V225H197ZM200 226H203V225H200ZM210 226V225H209ZM259 226H260V224H259ZM258 226V227H259ZM261 226H263V224H261ZM21 227V226H20ZM29 227H30V225H29ZM32 227V226H31ZM30 227V228H31ZM35 226L33 225V228H34ZM38 227V226H37ZM44 227V226H43ZM77 227V226H76ZM98 227V228H99ZM122 228H123V226H121ZM126 227V226H125ZM135 227V228H136ZM204 227H205V225H204ZM53 228V227H52ZM56 228V227H55ZM89 228V227H88ZM87 228V229H88ZM92 227H90V229H91ZM94 228V227H93ZM102 228V227H101ZM115 228V227H114ZM129 228V227H128ZM131 228V227H130ZM130 228H129V230H130ZM157 228V227H156ZM159 228V227H158ZM157 228V229H158ZM162 228V227H161ZM161 228H159V229H161ZM177 228V229H178ZM188 228V227H187ZM200 228V227H199ZM251 228V227H250ZM262 228V227H261ZM35 229V228H34ZM38 229H39V227H38ZM59 229V228H58ZM58 229H57V231H58ZM78 229V228H77ZM79 229H81V228H79ZM118 229V228H117ZM121 229V228H120ZM120 229H119V231H120ZM124 229H126V228H123V230ZM133 229H134V227H133ZM138 229V228H137ZM148 229V228H147ZM151 229V228H150ZM153 229V228H152ZM165 229V228H164ZM244 229V228H243ZM257 229V228H256ZM36 230V229H35ZM43 230V229H42ZM60 230V229H59ZM62 230V229H61ZM65 230V229H64ZM67 230V229H66ZM97 230V229H96ZM168 230H169V228H168ZM199 230V229H198ZM220 230V229H219ZM51 231H53V230H51ZM79 231V230H78ZM83 231H85V228H84V230ZM99 231V230H98ZM97 231V232H98ZM144 231V230H143ZM162 231V230H161ZM17 232V231H16ZM35 232V231H34ZM55 232V231H54ZM65 232V231H64ZM79 232H81V231H79ZM86 232H87V230H86ZM94 232V231H93ZM96 232V233H97ZM99 232H101V231H99ZM111 232V231H110ZM116 232V231H115ZM114 232V233H115ZM122 232V231H121ZM124 232V231H123ZM126 232H128V231H126ZM133 232V231H132ZM140 232V231H139ZM147 232V231H146ZM191 232V231H190ZM4 233H5V231H4ZM66 233V232H65ZM71 233V232H70ZM69 233V234H70ZM103 233V232H102ZM105 233V232H104ZM134 233H136L135 232V230H134ZM133 233V234H134ZM158 233V232H157ZM174 233V232H173ZM179 233V232H178ZM214 233V232H213ZM236 233V232H235ZM258 233V232H257ZM6 234H8V233H6ZM9 234H10V232H9ZM33 234V233H32ZM50 234V233H49ZM58 235H59V233H57ZM64 234V233H63ZM73 234V233H72ZM86 234H88V233H86ZM106 234V233H105ZM111 234V233H110ZM109 234V236H111ZM113 234V233H112ZM119 234V233H118ZM137 235L139 234V233H136ZM145 234H147V233H145ZM224 234V233H223ZM227 234H229V233H227ZM231 234V233H230ZM36 235V234H35ZM74 235V234H73ZM91 235V234H90ZM99 235H100V233H99ZM114 235V234H113ZM117 235V234H116ZM132 235V234H131ZM144 235V234H143ZM153 235H155V234H153ZM197 235H200V234H197ZM234 235V234H233ZM251 235V234H250ZM256 235V234H255ZM43 236V235H42ZM62 236V235H61ZM67 236V235H66ZM65 236V237H66ZM102 236V235H101ZM104 236V235H103ZM108 236V237H109ZM119 236V235H118ZM128 236V235H127ZM140 236V235H139ZM146 236V235H145ZM148 236V235H147ZM146 236V237H147ZM150 236V235H149ZM189 236V235H188ZM191 236V235H190ZM214 236V235H213ZM223 236V235H222ZM225 236V235H224ZM254 236V235H253ZM253 236H251V237H253ZM31 237V236H30ZM51 237V236H50ZM63 237V236H62ZM64 237V238H65ZM106 237V236H105ZM107 237V238H108ZM112 237H114V236H112ZM136 237V236H135ZM152 239H153V237L152 236H150ZM204 237V236H203ZM256 237V236H255ZM8 238V237H7ZM45 238V237H44ZM47 239H48V237H46ZM75 238V237H74ZM116 238V237H115ZM115 238H113V239H115ZM119 238H121V237H119ZM171 238V237H170ZM174 238V237H173ZM221 238V237H220ZM219 238V239H220ZM225 238V237H224ZM243 238V237H242ZM247 238V237H246ZM20 239V238H19ZM23 239V238H22ZM41 239V238H40ZM49 239H51V238H49ZM54 239V238H53ZM52 239V240H53ZM56 239V238H55ZM104 239V238H103ZM106 239V238H105ZM110 239V238H109ZM113 239H111V240H113ZM139 239V238H138ZM141 239V238H140ZM144 239V238H143ZM253 239V238H252ZM65 240H66V238H65ZM96 240V239H95ZM117 240V239H116ZM128 240H129V238H128ZM136 240V239H135ZM194 240V239H193ZM207 240V239H206ZM59 241V240H58ZM72 241V240H71ZM102 241V240H101ZM104 241V240H103ZM106 241V240H105ZM148 241V239L146 240V242ZM152 241V240H151ZM176 241V240H175ZM196 241V240H195ZM214 241V240H213ZM250 241V240H249ZM263 241V242H262ZM262 241H260L259 242V244L263 247V245H264V239L262 240ZM19 242V241H18ZM17 242V243H18ZM33 242V241H32ZM54 242V241H53ZM52 242V243H53ZM76 242V241H75ZM108 242V241H107ZM112 242V241H111ZM127 242V241H126ZM142 242V241H141ZM178 242V241H177ZM207 242V241H206ZM256 242H258V241H256ZM45 243H46V241H45ZM63 243V242H62ZM93 243V242H92ZM92 243L91 244H89V245H92ZM95 243V242H94ZM93 243V244H94ZM100 243V242H99ZM102 243V242H101ZM100 243V244H101ZM114 243V242H113ZM112 243V244H113ZM131 243V242H130ZM180 243V242H179ZM181 243H183V241L181 242ZM55 244H56V242H55ZM84 244V243H83ZM108 244V243H107ZM110 244V243H109ZM125 244V243H124ZM129 244V243H128ZM132 244V243H131ZM161 244V243H160ZM98 245V244H97ZM102 245V244H101ZM100 245V246H101ZM115 245V244H114ZM130 245V244H129ZM173 245V244H172ZM174 245H176V243L174 244ZM173 245V246H174ZM184 245V244H183ZM206 245V244H205ZM243 245V244H242ZM40 246V245H39ZM56 246V245H55ZM84 246H86V245H84ZM93 246V245H92ZM99 246V245H98ZM99 246V247H100ZM111 246V245H110ZM119 246H121V245H119ZM118 246V247H119ZM123 246V245H122ZM128 246V245H127ZM139 246V245H138ZM186 246V245H185ZM211 246V245H210ZM216 246V245H215ZM259 246V245H258ZM25 247V246H24ZM37 247V246H36ZM68 247V246H67ZM87 247V246H86ZM95 247V246H94ZM104 247V246H103ZM103 247H102V249H103ZM106 247V246H105ZM109 247V246H108ZM125 247V246H124ZM124 247H122V248H124ZM143 247V245L141 246V247H139V248H142ZM161 247V246H160ZM159 247V248H160ZM172 246L170 245V248H171ZM176 247H178V246H175L174 248H176ZM194 247V246H193ZM196 247V246H195ZM256 247V246H255ZM26 248H28V247H26ZM53 248V247H52ZM56 248H58V247H56ZM66 248V247H65ZM80 248V247H79ZM83 248V247H82ZM82 248H81V250H82ZM85 248V247H84ZM96 248V247H95ZM111 248V247H110ZM110 248H106L107 250H109ZM131 248V247H130ZM138 248V247H137ZM151 248V247H150ZM180 248H182V247H180ZM188 248V247H187ZM187 248H186V253H187ZM216 248V247H215ZM39 249V248H38ZM72 249V248H71ZM74 249V248H73ZM86 249V248H85ZM92 249V248H91ZM105 249V250H106ZM153 249H155V248H153ZM168 249V248H167ZM190 249V248H189ZM239 249V248H238ZM244 249V248H243ZM19 250V249H18ZM52 250V249H51ZM66 250V249H65ZM69 250V249H68ZM76 250V249H75ZM97 250V249H96ZM99 250H100V248H99ZM98 250V251H99ZM122 250V249H121ZM125 250H127L126 249V247H125ZM132 250V249H131ZM136 250H138V249H136ZM191 250V249H190ZM193 250V249H192ZM191 250V251H192ZM236 250V249H235ZM34 251H36V250H34ZM55 251V250H54ZM70 251H72V250H70ZM74 251V250H73ZM87 251V250H86ZM93 251V250H92ZM91 251V252H92ZM97 251V252H98ZM102 251V250H101ZM113 251V250H112ZM114 251H115V248H114ZM117 251V250H116ZM115 251V252H116ZM120 251V250H119ZM118 251V252H119ZM135 251V250H134ZM133 251V252H134ZM138 251H140V250H138ZM148 251V250H147ZM156 251V250H155ZM163 251V250H162ZM185 251V250H184ZM184 251H182V252H184ZM240 251V250H239ZM250 251V250H249ZM51 252V251H50ZM80 252V251H79ZM82 252H83V250H82ZM84 252H85V250H84ZM91 252H90V254H91ZM104 251H102V253H103ZM110 252V251H109ZM117 252V253H118ZM125 252V251H124ZM124 252L122 253V254H124ZM129 252V251H128ZM137 252V251H136ZM135 252V253H136ZM157 252V251H156ZM167 252H168V250H167ZM181 252V253H182ZM193 252V251H192ZM191 252V253H192ZM206 252V251H205ZM7 253V252H6ZM20 253V252H19ZM31 253V252H30ZM33 253V252H32ZM35 253V252H34ZM37 253V252H36ZM85 253H87V252H85ZM105 253H107V251L105 252ZM155 253V252H154ZM154 253H152V255L154 254ZM160 253H162V252H160ZM171 253V252H170ZM179 253V252H178ZM189 253V252H188ZM194 253V252H193ZM241 253L244 255V253H246V251L245 252H242L241 251ZM249 253V252H248ZM251 253V252H250ZM13 254V253H12ZM82 254V253H81ZM80 254V255H81ZM99 254V253H98ZM98 254H97V256H98ZM108 254H111V253H108ZM130 254H131V252H130ZM137 254H139V253H137ZM156 254V253H155ZM154 254V255H155ZM165 254V253H164ZM168 254H169V252H168ZM180 254V253H179ZM183 254V253H182ZM190 254V253H189ZM229 254V253H228ZM8 255V254H7ZM83 255H85V254H83ZM93 255V254H92ZM95 255V254H94ZM101 255V254H100ZM117 255V254H116ZM119 255V254H118ZM120 255H121V253H120ZM125 255H126V252H125ZM132 255H134V254H132ZM184 255H185V253H184ZM193 255H195V254H193ZM249 255V254H248ZM264 255V254H263ZM5 256V255H4ZM11 256V255H10ZM9 256V257H10ZM62 256V255H61ZM67 256V255H66ZM79 256V255H78ZM112 256V255H111ZM122 256V255H121ZM124 256V255H123ZM129 256V255H128ZM135 256V255H134ZM138 256V255H137ZM160 256V255H159ZM170 257H172L171 255H169ZM168 255H167V257H169ZM187 256V255H186ZM189 256V255H188ZM187 256V257H188ZM7 257V256H6ZM80 257V256H79ZM82 257V256H81ZM92 256H89V258H91ZM100 257V256H99ZM101 257H104V255L102 256L101 255ZM114 257H116V256H114ZM113 257V258H114ZM118 257V256H117ZM130 257H131V255H130ZM133 257V256H132ZM139 257V256H138ZM157 257V256H156ZM155 257V258H156ZM176 257V256H175ZM187 257H186V259H187ZM190 257V256H189ZM211 257H212V255H211ZM217 257V256H216ZM235 257V256H234ZM243 257V256H242ZM260 257V256H259ZM11 258V257H10ZM24 258V257H23ZM28 258V257H27ZM87 258V257H86ZM98 258V257H97ZM107 258V257H106ZM112 258V257H111ZM113 258L111 259V260H113ZM128 258V257H127ZM133 258H135V257H133ZM158 258H160V257H158ZM173 258V257H172ZM193 258V257H192ZM199 258V257H198ZM231 258V257H230ZM240 258V257H239ZM238 258V259H239ZM246 258H250V257H246ZM257 258V257H256ZM9 258H7L6 260H8ZM42 259H43V257H42ZM67 259H69V258H67ZM84 259V258H83ZM92 259V258H91ZM94 259H95V257H94ZM103 259H105V258H103ZM102 259V260H103ZM110 259V258H109ZM135 259H137V258H135ZM157 259V258H156ZM155 259V260H156ZM166 258H164L163 260H165ZM178 259V258H177ZM185 258H184V261H188V260H186ZM195 259V258H194ZM241 260H242V258H240ZM244 259V258H243ZM44 260V259H43ZM74 260V259H73ZM102 260H100V261H102ZM123 260V259H122ZM158 260V259H157ZM156 260V261H157ZM170 260V259H169ZM182 260V259H181ZM180 260V261H181ZM217 260V259H216ZM241 260H239V262L241 261ZM260 260V259H259ZM3 261V260H2ZM10 261H11V259H10ZM29 261V260H28ZM75 261H77L76 259H75ZM82 261V260H81ZM94 261V260H93ZM97 261H98V259H97ZM100 261H98V262H100ZM125 260H123V262H124ZM128 261V260H127ZM126 261V262H127ZM130 261V260H129ZM144 261H146V260H144ZM150 261V260H149ZM154 261V260H153ZM155 261V262H156ZM171 261H173V260H171ZM177 261V260H176ZM179 261V260H178ZM179 261V262H180ZM205 261V260H204ZM210 261V260H209ZM218 261V260H217ZM221 261V260H220ZM233 261V260H232ZM243 261V260H242ZM247 261V260H246ZM250 261H252L251 259H250ZM264 261V260H263ZM7 262V261H6ZM9 262V261H8ZM31 262V261H30ZM90 262V261H89ZM97 262V263H98ZM111 264H112V262L111 261H109ZM108 261H107V263H104V264H108L109 263ZM117 262H119V261H117ZM174 262V261H173ZM216 262V261H215ZM238 262V261H237ZM254 262V261H253ZM5 263V262H4ZM11 263V262H10ZM14 263H15V261H14ZM45 263V262H44ZM77 263V262H76ZM75 263V264H76ZM82 263V262H81ZM128 263V262H127ZM134 263V261L132 262V264ZM153 264H154V262H152ZM158 263V262H157ZM161 263H162V258H161ZM169 263V262H168ZM175 263V262H174ZM173 263V264H174ZM180 263H182V262H180ZM213 263V262H212ZM243 263H245V262H243ZM249 263V262H248ZM6 264H8V263H6ZM11 264H13V263H11ZM19 264V263H18ZM46 264V263H45ZM73 264V263H72ZM92 264V263H91ZM103 264V263H102ZM116 264V263H115ZM129 264V263H128ZM185 264V263H184ZM189 264V263H188ZM191 264V263H190ZM194 264V263H193ZM201 264V263H200ZM217 264V263H216ZM240 264V263H239ZM250 264V263H249Z\"/></svg>",
    "mask_w": 264,
    "mask_h": 264
}]
</instances>
